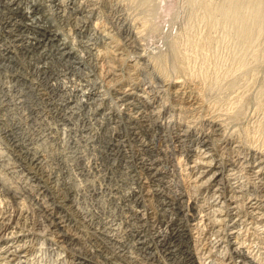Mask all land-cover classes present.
Masks as SVG:
<instances>
[{
  "label": "rangeland",
  "instance_id": "374dc122",
  "mask_svg": "<svg viewBox=\"0 0 264 264\" xmlns=\"http://www.w3.org/2000/svg\"><path fill=\"white\" fill-rule=\"evenodd\" d=\"M63 1V3L66 5L67 11L66 12H70L71 10L69 8L75 6L77 4V7L80 5H82V7H86L89 6V8H93V11H86L83 12V14H79L78 17L80 16L81 18L83 16H86L84 19L82 18L81 20H86L89 21L88 25V29H76L74 26L75 24L71 21V22H67L60 18V14H59V9L58 6L57 8L56 5H54V1L50 0L46 2L47 5V10L49 8V12L54 15L52 17L54 22H56V24L60 27H62V33L63 36L62 37H70L69 40L70 42H73V46H76V50L78 51V53L81 54L83 56V58L86 60H83V58L81 57L80 61H78L76 64H72V67L69 68V70H62V73H59L58 75V88L55 89H51L49 90L50 94H53L52 96L49 94L48 99H49V103L52 104L53 106H50L49 108H47L48 110H51V114H47L50 115L48 116V120L50 121V123L54 126L57 127V135L58 133L60 135H58L61 139L56 142L55 144L53 143V145L51 146V148L54 151H58L57 153H61L63 156V160L68 162H65L67 165H65V167H63L62 170V176H64V179L72 184L71 188L73 189L72 191H70V193L65 194V191L63 195L64 197V208L67 209L66 210V219L67 222L70 223V226L73 228H77L80 233L83 236H87L88 238H92L95 243H97L96 245L99 247V249L102 252H107V253H103L104 255H108L107 257L111 256V261L112 263H117L118 264H143V262H145L144 264H220V260H224L225 258H229L230 257V253L233 252V247L230 248V246H227L226 244H224L223 247H219L218 244H216V241L218 240L217 234L214 233L216 231H218L217 228L220 229L219 225V219L222 216H219V214L216 213L215 206L213 205L214 203V198L213 193L215 192L214 189L216 188L215 184H213V186H211V184L209 185V187H202L200 186L201 184L196 181L194 172L195 170H193L192 167V160H195V158L197 159V156L194 153V150L198 149V148H202V149H210L211 150V155L213 158L212 160H214V163L221 165L222 169H223V174L226 176L235 174L237 175L236 177H238V179L243 183L244 185V189L247 191H251L249 197H258V196H263L264 195V188L259 186H255V184L259 183L258 180H255V177L253 176V174L251 173L250 170V166H251V162H244V163H232L229 162L231 160V158L233 157V155L231 154V149L230 151L228 150L229 148H232V146H230V143L234 142L236 144H233V146L235 145H239L238 150H240V154L242 155H248V154H252V153H256L258 151V153H262V155H264V32H262V36L260 37V39H256L257 41H254V44H251V48L248 47V50L245 52V54H247L246 56L244 55L243 58H241V56L239 55L242 50H241V46H239L238 43L235 42V39L227 34L226 29L222 28L220 25L217 26V24L215 25H211L208 24L207 21H205V19L203 18V12L200 8L194 7L192 6L190 0H61ZM71 1V2H70ZM198 1H207V0H198ZM70 2V3H69ZM80 2V3H79ZM89 2V3H88ZM37 3H43V0H37ZM48 3V4H47ZM69 3V4H68ZM52 4V5H51ZM84 4V5H83ZM54 5V6H53ZM68 5V6H67ZM70 5V6H69ZM93 6V7H91ZM51 8V9H50ZM194 8V9H193ZM197 9V10H196ZM52 10V11H50ZM97 10V11H96ZM201 10V11H200ZM56 11V12H55ZM58 11V13H57ZM96 11V12H95ZM87 13V14H86ZM194 13V14H193ZM201 13V14H200ZM57 14V15H56ZM68 14V13H67ZM86 14V15H85ZM90 14V16H89ZM92 14V15H91ZM89 16V17H88ZM95 16V17H94ZM193 16V17H192ZM56 17H59L56 18ZM79 17V18H80ZM94 17V18H93ZM201 17V18H200ZM89 19V20H88ZM194 19V20H193ZM204 19V20H203ZM91 20H95V21H91ZM203 20V21H201ZM95 22V23H94ZM207 22V23H205ZM92 23V24H91ZM99 23V24H98ZM69 24V25H68ZM95 24V26H93ZM71 25V27H70ZM73 25V26H72ZM98 25V26H97ZM207 25V26H206ZM209 25V26H208ZM68 26V28L66 27ZM91 26V28H90ZM105 26V27H104ZM212 28H211V27ZM214 26V27H213ZM64 27V28H63ZM94 27V28H93ZM192 27V28H191ZM221 27V28H220ZM2 30V27H0ZM73 28V29H72ZM98 28V29H97ZM103 28V29H101ZM107 28V29H106ZM109 28V29H108ZM264 28V26L262 27ZM76 29V31H75ZM97 29V30H96ZM101 29V30H100ZM105 29V31H104ZM190 29V30H189ZM193 29V30H192ZM223 29V30H222ZM68 32H67V31ZM73 30V31H72ZM89 30V31H88ZM94 30V31H92ZM208 30V32H207ZM214 30V31H213ZM263 30V29H262ZM65 34H64V32ZM79 31V32H78ZM97 31V32H96ZM104 33H113L112 35L115 36H111L113 38V45H119V47H122L121 50H123L124 53V57L127 58V60H130L131 64H134L137 67L131 70L128 69L127 67H124L126 69H123V73H125L124 75L127 76V73H129L131 70L132 73H129L133 76V82L134 84H136L137 87V91L138 94L140 95V97L142 98V101H146L144 102L147 103L149 105V107L145 110V114L148 116L147 117V122H146V126H144L145 130H141V129H137L135 132L134 128L135 126H133L132 124H134L133 122L129 121V117L127 114H125V110H124V106L121 104V106L119 105V103H122L119 99L118 96L115 94V92L113 91V89L109 88L106 84L107 82H105V78H104V83L103 81V76L98 75L97 76V69L93 63V59L91 56H89L85 49L83 48V45L85 42H87V39H91L92 42H95L96 44H98L99 47H103L105 46V43H108L109 40L105 41V38L102 37L103 36V32ZM73 34H72V33ZM77 32V33H76ZM87 32V33H86ZM193 32V35L190 34ZM69 33V34H68ZM71 33V34H70ZM99 33V34H97ZM105 33V34H106ZM189 33V34H188ZM211 33V34H210ZM66 34H68V36H66ZM95 34V35H93ZM186 34V35H185ZM203 36H202V35ZM209 34V35H208ZM71 35V36H70ZM93 35V36H92ZM102 35V36H101ZM198 35V36H197ZM213 37H212V36ZM228 35V36H227ZM73 36V38H71ZM101 36V37H100ZM179 36V37H178ZM184 36V37H183ZM223 38H222V37ZM90 37V38H89ZM210 37L211 39H215L213 40L215 43L212 48H209L205 43L204 38ZM1 38V36H0ZM87 38V39H86ZM187 38V39H186ZM195 38V39H194ZM199 38V39H198ZM217 38V39H216ZM233 38V39H231ZM83 39V40H82ZM86 39V40H84ZM116 39V40H115ZM119 39V40H118ZM121 39V40H120ZM201 39V40H200ZM103 40V42H102ZM178 40V46H181L180 52L181 55H185L186 57H184L183 55V60L184 62L180 59V58H176L175 57V53L173 51V44L174 42H176ZM188 40V41H187ZM194 40V41H193ZM199 40V41H198ZM220 40V41H219ZM234 40V41H233ZM82 41V42H81ZM97 41V42H96ZM122 44H121V42ZM136 41V42H135ZM189 43H187V42ZM224 41V42H223ZM112 43V41H109ZM124 42H128V43H124ZM187 44H186V43ZM192 42V43H191ZM235 42V43H232ZM256 42V44H255ZM83 43V44H82ZM102 43V44H101ZM117 43V44H114ZM119 43V44H118ZM194 43V44H193ZM199 43V44H198ZM201 43V45H200ZM218 43V44H217ZM127 44V45H126ZM186 44V45H185ZM203 44V45H202ZM220 44V45H219ZM236 44V45H235ZM125 45V47H124ZM133 47H132V46ZM196 45V46H195ZM238 45V46H237ZM82 46V48H81ZM217 46V47H216ZM254 46V48H253ZM80 47V48H79ZM191 47V48H190ZM203 47V48H201ZM188 48V49H187ZM190 48V49H189ZM206 48V49H204ZM209 48V49H208ZM237 50H234L236 49ZM84 49V50H83ZM183 49V50H182ZM187 49V50H186ZM194 49V50H193ZM198 49V50H197ZM127 50V51H126ZM201 50V51H200ZM250 50V51H249ZM238 51V52H237ZM241 51V52H240ZM87 55H85L84 54ZM202 52V53H201ZM204 52V53H203ZM234 54L235 52L237 54ZM256 54H255V53ZM258 52V53H257ZM132 53V54H131ZM183 53V54H182ZM213 53V54H212ZM260 53V54H259ZM133 57L132 59L127 57L130 56ZM197 54V55H196ZM202 54V55H201ZM210 54V55H209ZM216 54V55H215ZM219 54V55H218ZM233 56H232V55ZM199 55V56H198ZM209 55V57H208ZM219 57H218V56ZM231 55V56H230ZM238 55V56H236ZM254 55H258L257 58ZM137 56V57H136ZM188 56V57H187ZM203 56V57H202ZM207 56V57H206ZM253 56V57H252ZM206 57V58H205ZM230 57V58H229ZM237 57H239V61L237 60ZM250 57V58H248ZM205 58V59H204ZM218 58V59H217ZM233 58V59H232ZM241 58V59H240ZM247 60H246V59ZM254 58V59H253ZM256 58V59H255ZM135 59V60H134ZM193 59V60H192ZM243 59V60H242ZM249 59V60H248ZM196 60V61H195ZM221 60V61H220ZM242 60V61H241ZM246 60V62H245ZM135 61V62H134ZM137 61V62H136ZM179 61V62H178ZM199 61V62H198ZM224 61V62H223ZM182 62V63H181ZM191 62V63H190ZM243 62H245L243 64ZM183 64L184 66H187L186 68L188 69L187 71L191 72L189 73L190 75H188V73L186 71L180 72L179 69L175 70L177 66H180V64ZM188 63V64H187ZM209 66H208V64ZM218 65H217V64ZM230 63V64H229ZM249 63V64H248ZM84 64V65H83ZM138 64V65H137ZM178 64V65H177ZM213 64V65H212ZM243 64V65H242ZM163 65V66H162ZM177 65V66H176ZM190 65V66H189ZM193 65V66H191ZM240 65V66H238ZM245 65V66H244ZM212 66V67H210ZM218 66L220 67L218 69ZM237 66V67H236ZM95 67V68H94ZM162 67H165V74H163L164 76L167 77L168 81H166L167 79L163 80V75L161 74L162 72L160 71L162 69ZM189 67V68H188ZM201 67V68H200ZM209 67V68H208ZM214 67V68H213ZM240 67V68H239ZM244 67V68H243ZM158 68H160L158 70ZM198 68V69H196ZM236 68V69H235ZM138 69V70H137ZM191 69V70H190ZM200 69V71H199ZM202 69V71H201ZM242 69V70H241ZM210 70V71H208ZM127 71V72H126ZM158 71V73H157ZM177 71V72H176ZM206 71V72H204ZM215 71V72H213ZM138 72V74H136ZM161 72V73H159ZM182 74H180V73ZM200 72V73H199ZM220 72V73H219ZM99 73V71H98ZM169 73V76H167ZM205 73V74H204ZM213 75H212V74ZM65 74V75H64ZM100 74V73H99ZM200 74V75H199ZM208 74V75H207ZM136 75V77H135ZM160 75L161 78H160ZM180 75H183L180 76ZM187 75V76H186ZM191 75H194V77L192 76L190 78ZM195 75H197L195 77ZM62 76V77H60ZM63 76L65 77L63 79ZM101 76V77H100ZM139 76V77H138ZM209 78H208V77ZM220 76V77H219ZM159 77V78H158ZM189 78L187 80V78ZM199 77V78H198ZM203 77V78H201ZM135 78V79H134ZM138 80H137V79ZM170 78V79H169ZM172 78V79H171ZM180 78V79H179ZM192 78L195 79V81L198 79H200L197 83L198 86L201 90V94L203 93V98L206 96V98H202L203 102L202 105H200V107H198L197 109H193L190 110L187 109L184 105L180 104V101L178 100V98L174 95L175 91L173 89H175L174 85L172 84L174 81H179V82H183V84L185 85L186 83H188V81H190ZM217 78V80H215ZM72 79V80H71ZM75 79V80H74ZM140 79V80H139ZM179 79V80H178ZM184 79V80H183ZM72 81L70 83V81ZM102 80V81H101ZM62 81V82H61ZM67 81V82H66ZM138 83H137V82ZM164 81V82H163ZM171 84H170V82ZM185 81V83H184ZM201 81V82H200ZM206 81V82H205ZM61 82V83H60ZM136 82V83H135ZM167 83L163 84V83ZM169 82V83H168ZM204 82V83H203ZM60 83V84H59ZM63 83V84H62ZM69 84L70 88L68 87L67 84ZM72 83H75L76 85H73ZM82 83V84H79ZM84 83V84H83ZM125 84H127V80L124 81ZM211 83V84H210ZM105 84V85H104ZM137 84L139 86H137ZM141 84V85H140ZM146 84V85H145ZM182 84V83H181ZM203 84V86H202ZM67 85V86H66ZM79 85V86H77ZM104 85V86H103ZM162 87H161V86ZM211 85V87H210ZM76 86V87H75ZM82 86V87H81ZM161 88H160V87ZM202 86V87H201ZM60 87V88H59ZM68 87V88H67ZM75 90H73L72 89ZM79 87V88H77ZM109 89H108V88ZM168 87V88H167ZM173 87V88H172ZM62 88V89H61ZM76 88V89H75ZM84 88V89H83ZM140 88V89H139ZM144 88V90H143ZM163 88V89H162ZM204 88V89H203ZM206 88V89H205ZM208 88V89H207ZM55 89V90H54ZM59 89V90H58ZM64 89V90H63ZM142 89V90H141ZM146 89V90H145ZM158 89V90H157ZM166 89V90H165ZM168 89V90H167ZM172 89V90H171ZM57 90V91H56ZM72 90V91H71ZM78 90V91H77ZM84 90V91H83ZM109 90V91H108ZM163 90V92H162ZM53 91V92H52ZM66 91V92H65ZM70 91V92H69ZM100 91V92H99ZM159 91V92H158ZM161 91V92H160ZM166 91V92H165ZM63 92V94H62ZM65 92V94H64ZM84 92V94H83ZM86 92V93H85ZM87 92L90 93H97L96 95L93 96H89ZM114 92V93H113ZM159 94H158V93ZM61 93V94H60ZM141 93V94H140ZM174 93V94H173ZM66 94L69 97V105L66 107H63L62 104H60L61 102H63V100L66 98ZM69 94V95H68ZM102 97H105L102 99V97H99V95ZM156 94V95H155ZM57 95V96H56ZM63 95V96H62ZM65 95V96H64ZM74 95V96H73ZM98 95V96H97ZM166 95V97H165ZM168 95V96H167ZM205 95V96H204ZM51 96V97H50ZM86 96V97H85ZM117 96V97H116ZM164 96V97H163ZM54 97V98H53ZM56 97V98H55ZM64 97V99H63ZM116 97V98H115ZM157 99H156V98ZM159 97H161L159 99ZM163 97V98H162ZM168 97V98H167ZM73 100H72V99ZM97 98V99H96ZM115 98V99H114ZM153 98V99H152ZM175 98V99H174ZM54 99H58V101L54 100ZM59 99L61 100L59 102ZM88 99V100H87ZM93 99V102H95L93 104V102H91ZM99 99V100H98ZM156 99V100H155ZM206 99V100H205ZM84 100V101H83ZM95 100V101H94ZM153 100V101H152ZM171 100V101H169ZM175 100V101H174ZM88 101V102H87ZM100 101V102H99ZM107 103H106V102ZM119 103H118V102ZM152 103H151V102ZM161 101V104H160ZM177 101V102H176ZM207 101V102H206ZM58 102V103H57ZM87 102V103H85ZM109 102V103H108ZM150 104H149V103ZM163 102V103H162ZM56 105H55V104ZM80 103V104H78ZM90 105H89V104ZM92 103V105H91ZM99 104V108L102 111H105V108H109L112 107L114 109V111L116 112L117 116L115 118V121L113 122L115 124V127L113 123L107 121V120H102L103 124H99L100 122L96 121L94 118L92 119V117L90 116V112L94 109V107H96ZM102 105H101V104ZM104 103V104H103ZM172 103V104H171ZM177 105H176V104ZM205 103V105L203 104ZM209 103V104H208ZM76 104V105H75ZM87 104V105H86ZM113 106H112V105ZM158 104V105H156ZM182 110H181V106ZM60 105V106H59ZM72 109L71 110V106ZM79 107H78V106ZM117 105V106H116ZM160 105V106H159ZM162 105L164 106V108H168V109H164L162 107ZM167 105V106H165ZM58 106V108H56ZM83 106V107H82ZM102 106V107H101ZM108 106V107H106ZM123 106V109H122ZM157 106V107H155ZM179 108H178V107ZM205 106V107H204ZM210 106V107H209ZM213 106V107H212ZM215 106V107H214ZM54 107V108H52ZM85 107V108H84ZM88 107V108H87ZM92 107V108H89ZM120 107V108H119ZM155 107V108H154ZM177 109H176V108ZM204 107V108H202ZM66 108V109H65ZM81 110H80V109ZM158 108V109H157ZM163 110H162V109ZM187 110H186V109ZM205 108L206 111L205 112ZM209 108H212V111ZM215 108V109H214ZM62 109V110H61ZM70 109V111H69ZM77 111L80 110V111ZM88 111H87V110ZM104 109V110H103ZM119 109V110H117ZM153 109V110H152ZM172 109V111H171ZM175 109V110H174ZM179 109V110H178ZM184 109V110H183ZM203 109V110H202ZM222 109V110H221ZM230 109V110H228ZM65 110V111H64ZM68 110V111H67ZM75 110V111H74ZM150 110V111H149ZM196 110V111H195ZM199 110V111H198ZM210 110V111H208ZM217 110V111H216ZM228 110V111H227ZM58 111V112H56ZM67 111V112H66ZM74 111V112H72ZM87 111V112H86ZM150 112V114L148 112ZM153 111V112H152ZM162 111V112H161ZM165 111V112H164ZM203 111V113H201ZM223 111V112H222ZM230 111V112H229ZM71 112V113H70ZM85 112V113H84ZM158 112V113H156ZM163 114H161V113ZM216 112V114H215ZM226 112V113H225ZM63 113V114H62ZM65 113V114H64ZM70 115H69V114ZM118 113L120 114V116L118 115ZM148 113V114H147ZM153 113V114H152ZM156 113V115L154 114ZM197 113V114H196ZM207 113L209 115H213V116H209L207 118ZM225 113V114H224ZM58 114L59 115H65L64 120L59 121L58 119ZM67 114V115H66ZM81 114V115H80ZM219 114V116H218ZM73 115V116H71ZM84 117H83V116ZM89 115V116H88ZM153 115V116H151ZM160 115V116H159ZM206 115V116H204ZM221 115H223V117H221ZM70 116V117H69ZM82 116V117H81ZM124 116V117H123ZM126 116V117H125ZM158 116V117H156ZM215 116V117H214ZM53 117V118H52ZM80 117V118H78ZM85 117H87L88 119H86ZM91 117V118H89ZM99 119H101V115L98 116ZM97 117V118H98ZM123 117V118H122ZM150 117V118H149ZM204 118L203 120H201V118ZM210 117V118H209ZM219 117V120H218ZM58 118V119H57ZM67 118V119H66ZM70 118V119H69ZM152 118V119H151ZM162 118V119H161ZM206 118V119H205ZM226 118V120H225ZM69 119V120H68ZM74 119V121H73ZM91 119V121H90ZM117 119V121H116ZM122 121H121V120ZM157 120L156 122L154 120ZM164 119V120H163ZM211 119L215 120L216 122V126H213V124L211 123ZM72 120V121H71ZM86 120V123H85ZM88 120V121H87ZM126 120V121H125ZM63 121V122H62ZM68 121V123L66 122ZM82 121V122H81ZM94 121V122H92ZM107 121V122H106ZM120 121V122H119ZM124 121V122H123ZM181 121V122H180ZM207 121V122H206ZM210 121V122H209ZM223 121V122H222ZM71 122V124H70ZM98 122V123H97ZM122 122V123H121ZM149 122V124H148ZM160 122V123H159ZM181 124H180V123ZM212 126H210L209 124ZM226 122L225 124H222ZM54 123V124H53ZM75 123V124H74ZM93 124L94 127H92L90 124ZM118 123H120L119 125H117ZM128 125H126V124ZM158 123V124H157ZM179 125H178V124ZM183 123V124H182ZM61 124V125H60ZM63 124V125H62ZM84 124V126H83ZM98 124V125H97ZM148 124V125H147ZM152 124V125H151ZM219 124V125H218ZM57 125V126H56ZM60 125V126H59ZM69 125V126H68ZM75 125V126H74ZM88 125V126H87ZM107 125V126H106ZM112 125V129L110 126ZM124 125V126H123ZM223 125V126H221ZM63 126V127H62ZM68 126V127H66ZM71 126V128H70ZM100 126H102V130L100 128ZM109 126V127H108ZM125 126H127L126 128H124ZM151 126V127H150ZM154 126V127H153ZM193 126V127H191ZM207 126V127H206ZM208 126H210V131L208 132ZM219 126V127H218ZM59 127V128H58ZM73 127V128H72ZM88 127V128H86ZM90 127V128H89ZM92 127V128H91ZM96 127V128H95ZM115 127V128H114ZM61 128V129H60ZM69 128V129H68ZM85 128V130H84ZM117 128V130H116ZM129 128V129H128ZM179 128V129H178ZM185 128V130L183 129ZM193 128V129H191ZM216 128V129H215ZM67 129V131L64 132V130ZM94 131H92V130ZM100 129V131H99ZM109 130L110 132H106ZM119 129V130H118ZM125 129V130H124ZM128 129V130H127ZM182 129V130H181ZM188 129V130H187ZM197 129V131H196ZM203 129V130H202ZM205 129V130H204ZM74 130V131H73ZM105 130V131H104ZM121 130V131H120ZM131 130V132H130ZM133 130V131H132ZM150 132H149V131ZM191 130V131H190ZM205 131L204 133L202 131ZM215 130V131H214ZM59 131V132H58ZM98 131V132H97ZM139 131V132H138ZM145 131V132H143ZM159 131V132H158ZM179 131V132H178ZM187 131V135L185 134V132ZM190 131V132H189ZM194 131V132H193ZM196 131V132H195ZM65 135H64V133ZM86 132V133H85ZM90 132V133H89ZM94 134H91V133ZM101 134H100V133ZM121 132V133H120ZM130 132V133H129ZM141 132V133H140ZM156 134H155V133ZM174 132V133H173ZM178 132V133H176ZM184 134H182V133ZM0 145L2 146H8L10 148V150L13 152V155H22L21 157L25 158L26 154H22L20 153L18 147L16 146V143L14 144V141L11 139V135L7 134V133H3L0 130ZM63 133V135L61 134ZM103 133V134H102ZM112 133H116L115 134V139L119 140V143L122 142L124 143L121 146V152L120 154H116L117 152H115L114 154H112L113 152H111L109 150V147L107 145H109V142L111 141V136L114 134ZM136 133V134H135ZM202 133V135H200ZM209 135H208V134ZM67 134V135H66ZM84 134L85 137H82ZM85 134H89V135H85ZM98 134V135H97ZM171 134V135H170ZM175 134V135H174ZM180 134V135H179ZM191 134V135H190ZM199 134V135H198ZM211 134V135H210ZM233 134V135H231ZM4 135V136H2ZM7 135V136H6ZM94 135V136H93ZM97 135V136H96ZM100 135V136H99ZM106 135V136H105ZM132 135V136H131ZM157 135V136H156ZM174 135V136H173ZM179 135V136H178ZM181 135H184L183 137H181ZM206 136V140H208V147L205 144L202 147V144L204 143L202 140V136ZM10 136V138H9ZM66 138H65V137ZM92 136V137H91ZM120 136V137H119ZM130 136V138H129ZM135 136V137H133ZM140 136V137H138ZM170 136H172V138L170 139ZM4 137V139H3ZM88 137V138H87ZM90 137V138H89ZM105 139H104V138ZM107 137V138H106ZM145 137V138H143ZM175 137V138H174ZM181 137V138H178ZM184 137H186V140H184ZM8 138V139H7ZM64 138V140L62 141V139ZM84 138V139H83ZM86 138V139H85ZM122 138V139H121ZM126 138V139H123ZM138 138V139H136ZM143 138V139H142ZM150 138V139H149ZM154 138V139H153ZM192 138V139H191ZM210 138L212 139L210 140ZM3 139L4 142L7 144L5 145V143H3ZM94 139V141L92 140ZM97 141H96V140ZM133 139V140H132ZM136 139V140H135ZM157 139V140H156ZM170 139V140H169ZM182 139V140H181ZM196 139V140H195ZM201 139V140H200ZM237 139V140H235ZM90 142L88 143L87 141ZM141 140V141H140ZM148 140V142H147ZM152 140V141H151ZM181 140V141H180ZM210 140V141H209ZM235 140V141H234ZM9 141V142H8ZM13 141V142H12ZM135 141V142H134ZM139 143H138V142ZM152 143L153 146H155L153 149H149V148H145L143 145L144 143ZM168 141V142H167ZM173 141V142H172ZM179 141V142H178ZM197 141V142H196ZM225 141V142H224ZM240 141V142H239ZM60 142V143H59ZM131 142V143H130ZM133 142V144H132ZM143 142V145H142ZM185 144H184V143ZM58 143V144H57ZM64 143V144H63ZM106 143V145H105ZM130 143V144H129ZM141 143V144H140ZM150 143V144H151ZM170 143V144H169ZM179 145H178V144ZM194 143V144H193ZM199 143V144H198ZM226 143V144H225ZM242 143V144H241ZM10 144V145H9ZM13 144L15 145V147L13 146ZM59 144H63V146L59 145ZM126 144V145H125ZM241 144V145H240ZM12 145V147H11ZM55 145V147H54ZM105 145V146H104ZM136 145V146H135ZM139 145V146H138ZM184 145L186 147H184ZM188 145V146H187ZM245 145V146H244ZM59 146V147H58ZM124 146V147H123ZM129 146V147H128ZM169 146V147H168ZM194 146V147H192ZM57 147V149H56ZM61 147V148H60ZM65 147V148H64ZM108 147V148H107ZM138 147V148H137ZM182 147V148H181ZM205 147V148H204ZM212 149H211V148ZM245 147V149H244ZM251 147V148H250ZM13 148L15 150H13ZM105 148V149H104ZM107 148V149H106ZM129 148V149H128ZM142 148V149H141ZM190 150H189V149ZM194 148V149H193ZM242 148V149H241ZM259 148V149H258ZM18 149V150H17ZM62 149V150H61ZM66 152H65V150ZM126 149V150H125ZM131 149V150H130ZM188 149V150H187ZM254 149V150H253ZM261 149V150H260ZM59 150L61 152H59ZM107 150V151H106ZM125 152H124V151ZM145 150V151H144ZM147 150V151H146ZM152 150V151H151ZM159 150V151H158ZM182 150V151H180ZM242 150V151H241ZM106 153H105V152ZM132 151V152H130ZM135 151V152H134ZM137 151V152H136ZM155 151V152H154ZM158 151V152H157ZM250 151H252L250 153ZM260 151V152H259ZM262 151V152H261ZM17 152V153H16ZM148 152V153H147ZM184 152H186L184 154ZM244 152V153H243ZM16 153V154H15ZM19 153V154H18ZM66 153V155H65ZM69 153V154H67ZM135 154V156L133 154ZM154 153V154H153ZM176 153V154H175ZM181 153V154H180ZM192 153V154H191ZM109 154V155H108ZM137 154V155H136ZM139 154V155H138ZM147 154V155H146ZM157 154V155H156ZM180 156H179V155ZM231 154V155H230ZM12 155V157H13ZM24 155V156H23ZM119 155V156H118ZM124 155V156H123ZM127 155V156H126ZM178 155V156H177ZM192 155V156H191ZM107 156V157H106ZM109 156V157H108ZM112 156V157H111ZM133 156V157H132ZM145 156V158H144ZM182 156V157H181ZM188 156V157H187ZM68 157V158H67ZM105 157V158H104ZM118 157V158H117ZM147 157V158H146ZM169 157V158H168ZM173 157V159H172ZM190 157V158H189ZM23 158V159H24ZM70 158V159H69ZM113 158V159H112ZM117 158V159H115ZM133 158V159H132ZM149 158V160H148ZM155 158V159H154ZM166 158V159H165ZM183 158V159H182ZM185 158V159H184ZM217 158V159H215ZM126 159V160H125ZM131 160V161H127V160ZM143 159H145L143 161ZM157 159V164L155 167L159 169L160 172L157 176H153L151 173L152 171H150L148 169L147 165H144V162L146 163H150V162H156ZM170 161H168V160ZM180 159V160H179ZM182 159V160H181ZM25 160V159H24ZM28 161V158L26 159ZM98 164H97V162ZM117 162H115V161ZM120 160V161H119ZM154 160V161H153ZM159 160V161H158ZM163 160V161H162ZM167 160V161H166ZM173 160V161H172ZM191 160V161H190ZM70 161V162H69ZM114 161V163H113ZM123 163H122V162ZM165 161V163H164ZM175 161V163H174ZM180 161V163H179ZM96 162V163H95ZM172 162V163H171ZM187 162V163H186ZM226 162V163H225ZM109 163V164H108ZM112 163V164H111ZM116 163V164H115ZM134 163V164H133ZM171 166H168L170 165ZM189 163V164H188ZM228 163V164H227ZM91 164V165H90ZM142 166H141V165ZM180 164V165H179ZM226 164V167H224ZM72 165V166H71ZM90 165V166H89ZM96 167L94 168L93 167ZM108 165H111V168L108 167ZM119 165V166H118ZM139 165V166H138ZM144 165V167H143ZM174 165V166H173ZM186 165V166H185ZM189 165V166H188ZM191 165V166H190ZM246 165V166H245ZM248 165V166H247ZM98 166V167H97ZM104 166V167H103ZM121 166V167H120ZM183 166V167H182ZM228 166V167H227ZM72 167V168H71ZM88 167V168H87ZM101 167H103V169H100ZM147 167V170L146 168ZM172 167V169H171ZM181 167V168H180ZM231 167V168H230ZM234 169H233V168ZM65 168V169H64ZM67 168V169H66ZM84 168V169H83ZM87 168V169H86ZM91 168V169H90ZM100 170H99V169ZM134 168V169H133ZM138 168V169H137ZM143 168V169H142ZM161 168V169H160ZM167 168V170L165 169ZM183 168V169H182ZM187 168V169H186ZM230 170V174H229V170ZM70 169V170H69ZM90 169V170H89ZM131 169V171H130ZM165 169V170H164ZM170 169V170H169ZM181 169V170H180ZM94 170V171H93ZM105 170V171H104ZM108 170V171H107ZM124 170V171H123ZM130 172H129V171ZM141 170V171H140ZM149 170V171H148ZM175 170V171H174ZM186 172H185V171ZM235 170V173H234ZM66 171V172H65ZM68 171V172H67ZM138 171V172H137ZM140 171V173H139ZM167 171V172H166ZM170 171V172H169ZM237 171V172H236ZM70 172V173H69ZM72 172V174H71ZM84 172V173H83ZM87 172V173H86ZM90 172V173H89ZM107 172V173H106ZM136 172V173H135ZM148 172V173H147ZM240 172V173H239ZM246 172V173H245ZM247 172H250L247 173ZM103 173V174H102ZM126 173V174H125ZM135 173V174H134ZM162 173V174H161ZM164 173V174H163ZM243 173V174H242ZM107 174V176H106ZM114 174V175H113ZM121 174H123L121 176ZM137 174V175H136ZM140 174V175H139ZM142 174V175H141ZM182 174V175H181ZM190 174V175H189ZM238 174L240 176H238ZM242 174V175H241ZM112 175L114 177H112ZM129 175V176H128ZM131 175V176H130ZM144 175V176H143ZM148 175V176H147ZM150 175V176H149ZM152 175V176H151ZM190 177H187V176ZM68 176V177H67ZM105 176V178H104ZM121 176V177H120ZM168 176V178H167ZM170 176V177H169ZM226 176V177H227ZM242 176V177H241ZM248 178H247V177ZM103 177V178H102ZM119 177L121 179H119ZM129 177V178H128ZM136 177V178H135ZM152 177V178H150ZM155 177V179H154ZM158 177V178H157ZM244 177V178H243ZM124 178V180H123ZM145 178V179H144ZM150 178V180H149ZM163 180H162V179ZM191 178V180H190ZM241 178V179H240ZM254 178V179H252ZM74 179V180H73ZM105 179V180H103ZM132 179V180H131ZM152 179V180H151ZM159 179V180H158ZM165 179H167L165 181ZM195 179V181L193 182V180ZM225 178H223L222 180H224ZM71 180V181H70ZM123 180V181H122ZM136 180V182H135ZM138 180V181H137ZM171 180V181H170ZM190 180V181H189ZM131 181V183H130ZM140 181V182H139ZM161 181V182H160ZM236 180H233L232 183H235ZM246 181V182H245ZM251 181V183H250ZM106 182V184L104 183ZM121 182V183H120ZM123 182V183H122ZM143 182H148L150 183L149 185L151 186L150 188L153 189L154 191V196L152 194L150 201H146L144 202V198H139L137 200H130L129 203V207L127 208L129 211V213H127V216L125 214V212L123 210H125V206H123V202L121 201V192H123L127 187H136L137 190H141L139 189L140 186H142ZM158 182V184H157ZM163 182V183H162ZM166 182V183H164ZM170 182V185L168 184ZM190 182V183H189ZM253 182V183H252ZM255 182V183H254ZM76 183V185H74ZM115 185H114V184ZM193 183V184H192ZM197 186H195V184ZM199 183V185H198ZM110 184V185H108ZM136 184V185H135ZM140 186H139V185ZM153 184V186H152ZM161 184V185H160ZM167 184V186H166ZM111 185L113 187H111ZM118 185V186H117ZM127 185V186H126ZM160 185V186H159ZM169 185V186H168ZM186 185V186H185ZM189 185V186H188ZM250 185V186H248ZM74 186V187H73ZM106 186L107 190H106ZM185 186V187H184ZM194 186L196 188H194ZM200 186V188L198 187ZM247 186V188H245ZM253 186H255L257 188V191L254 193L253 191ZM76 187V188H75ZM103 187V188H102ZM105 187V188H104ZM109 187L111 189H109ZM117 187V188H114ZM156 189H155V188ZM168 187V188H167ZM190 187V188H189ZM202 187V188H201ZM206 187V188H205ZM252 187V188H251ZM114 188V189H113ZM123 188V189H122ZM135 188V189H136ZM189 188V189H187ZM209 188V189H207ZM262 188V189H261ZM122 189V190H120ZM159 189V190H157ZM196 189V190H195ZM200 189L201 192H199ZM212 189V190H211ZM252 189V190H251ZM76 190V191H75ZM110 190V191H109ZM120 192H119V191ZM163 190V191H162ZM193 190V192H192ZM206 190V191H205ZM216 190V189H215ZM112 191V192H111ZM116 191V192H115ZM118 191V192H117ZM169 191V193H168ZM204 191V192H203ZM74 192V193H73ZM165 192V193H164ZM171 192V193H170ZM182 196H181V194ZM188 192V193H187ZM192 192V193H191ZM195 192V194H194ZM262 192V193H261ZM108 193V194H107ZM111 193V194H110ZM115 193V194H114ZM158 193V194H157ZM190 193V195H189ZM202 193V194H201ZM212 193V194H211ZM253 193V194H251ZM74 194V195H73ZM107 194V195H106ZM161 194V196H160ZM165 194V195H164ZM176 196H175V195ZM179 194V195H178ZM194 194V195H193ZM3 195V196H2ZM69 195V196H68ZM72 195V196H71ZM111 195V196H110ZM114 195V196H113ZM118 195V196H117ZM169 196V199H172L175 203V208H179L180 205H182V208H187L184 209L183 214H179L177 215L176 210L173 208H166L165 206L162 205V201H164V196ZM256 195V196H255ZM110 196V197H109ZM172 196V197H171ZM206 196V198L204 199V197ZM67 197V198H66ZM117 197V199H116ZM153 197V199H152ZM159 197V198H157ZM175 197V198H174ZM185 197V198H184ZM187 197V198H186ZM200 197V198H199ZM66 198V199H65ZM72 198V199H71ZM161 200L160 201H158ZM192 198V199H191ZM211 198V199H210ZM0 211H2V215L3 216H8V215H14V219L11 221L12 225L15 227L14 230H18L17 233L22 234L24 236V239L26 243L19 242V244H23L26 245L28 248V253L26 254L25 257H22L19 262V260H15L13 261L12 264H54L55 260L54 259H59V260H63V262H61L62 264H73V259L77 258V255H79V250H77L76 252H72V250H70L68 248V245L64 247L65 244H59L55 242V238H54V234L53 231H51V229L49 228V226L47 225L48 223L45 221L46 219L41 218V215L33 210L35 205H31L33 203H31V201H28L29 199H27L25 202L26 205L24 204V208H23V212H22V216L19 215L18 213V208L16 209V205L15 203H13L9 198H5V195L3 194V192L0 190ZM6 199L7 202L4 200ZM71 199V200H70ZM112 199V201H111ZM115 199V200H113ZM142 199V200H141ZM167 199V201L169 200ZM177 201H176V200ZM187 199V202H186ZM191 199V200H190ZM207 199V200H206ZM180 200V201H179ZM182 200V201H181ZM185 200V201H183ZM190 200V203L189 201ZM206 200V201H203ZM213 200V201H212ZM10 201V202H9ZM121 201V202H120ZM135 201H136V205H135ZM138 201V202H137ZM155 203L153 204V202ZM202 201V202H201ZM213 203H211V202ZM231 201V199L229 200V202ZM30 202V203H29ZM134 202V203H133ZM144 202V206L142 205ZM152 202V203H150ZM180 204H179V203ZM185 202V203H184ZM205 202V203H204ZM207 202V203H206ZM6 205H5V204ZM10 203V204H9ZM66 203V204H65ZM119 203V204H117ZM139 203V204H137ZM196 203V204H195ZM199 203V204H198ZM211 203V204H209ZM2 204V205H1ZM30 204V205H28ZM72 206H71V205ZM114 204V205H113ZM148 204V205H147ZM179 204V205H178ZM185 204V205H184ZM201 204V205H200ZM204 204V205H203ZM208 204L207 207H205ZM12 207H11V206ZM14 205V206H13ZM31 209V211H33L32 213L30 212V209H28V207ZM132 205V206H131ZM142 205V206H141ZM155 205V206H154ZM3 206V207H2ZM33 206V207H32ZM74 206V207H73ZM118 206V207H117ZM160 206H161V210H160ZM178 206V207H177ZM188 206V207H187ZM191 206V207H190ZM197 206V207H196ZM210 206V207H209ZM73 209H72V208ZM124 207V209L122 208ZM136 207V208H135ZM142 207V209H141ZM149 207V208H148ZM159 207V209H157ZM214 209H213V208ZM3 208V209H2ZM7 208V209H6ZM130 208V209H129ZM137 209L136 212L133 209ZM140 208V210H138ZM145 208V209H144ZM165 208V209H164ZM207 208V209H206ZM11 209V210H10ZM13 209V210H12ZM147 209V210H146ZM149 209V210H148ZM168 209V210H166ZM172 209V210H171ZM205 209V210H204ZM209 209V210H208ZM213 212H212V210ZM4 210V211H3ZM72 211L70 213H72V215L69 213V211ZM121 210V212H120ZM146 210V211H145ZM175 210V211H174ZM186 210V211H185ZM204 210V211H202ZM11 212L10 214H8L7 212ZM13 211V212H12ZM16 211V212H15ZM134 211V212H133ZM138 211V212H137ZM152 211V212H150ZM163 211V212H162ZM167 212V216L166 213ZM173 213H172V212ZM199 213H198V212ZM203 214H202V212ZM6 212V213H5ZM27 212V213H26ZM125 214H123V213ZM131 212V213H130ZM145 212V213H144ZM161 212V213H160ZM206 212V213H204ZM13 213V214H12ZM37 213L39 214V216L37 215ZM69 213V214H68ZM144 213V214H142ZM157 213V214H156ZM165 213V215H164ZM176 213V214H175ZM210 213V214H208ZM8 214V215H7ZM25 214H27L25 216ZM130 214V215H129ZM138 214V216L136 215ZM142 214V216L145 217L143 218L142 216H140ZM154 214V215H153ZM156 214V215H155ZM171 214V215H170ZM188 214V215H187ZM200 214H202L201 217ZM206 214V215H204ZM213 214V215H211ZM18 215L21 217H18ZM31 215V216H30ZM33 215V216H32ZM37 215V216H36ZM120 215V216H118ZM122 215V216H121ZM170 215V216H169ZM173 215V216H172ZM174 215H177L174 216ZM187 215V216H186ZM211 215V216H210ZM126 216V217H125ZM150 218H148V217ZM193 216V217H192ZM214 216V217H212ZM219 218H218V217ZM16 217V218H15ZM28 217V218H27ZM30 217V218H29ZM36 217V218H35ZM39 219H38V218ZM74 217V218H72ZM125 217V218H124ZM134 219H133V218ZM142 217V218H141ZM160 217V218H159ZM175 217V218H173ZM189 217V218H188ZM190 217H192L193 219H191ZM206 217V219H205ZM210 217V219H208ZM217 217V219H216ZM42 220H41V219ZM120 218V219H119ZM130 218V219H129ZM155 218V220H154ZM183 218V221L182 219ZM187 218V219H186ZM200 218V219H199ZM212 218V219H211ZM213 218L215 220H213ZM225 218V217H223ZM16 219V220H15ZM18 219V220H17ZM20 219V220H19ZM24 222H23V220ZM32 219V220H31ZM132 219V220H131ZM137 219V220H136ZM153 219V221H152ZM177 219H181V221L185 224V225H189V228L191 227V236L192 240H184L187 241L186 244L182 243V247L181 246H176V248L173 249H168L167 247H165L166 242L162 241L163 238H159V240H153V236L152 234H150L151 232H155L159 230L158 233L161 234H165V233H170L169 228V224H171L174 220ZM38 220V221H37ZM71 220V221H70ZM120 220H123L122 223ZM151 220V221H150ZM160 222H159V221ZM165 220V221H164ZM189 220V221H188ZM202 222L201 223H199ZM16 221V222H15ZM20 221V222H19ZM28 221V222H27ZM33 221L36 222V224H33ZM75 221V222H74ZM80 221V222H79ZM125 221V222H124ZM146 221V222H145ZM164 221V223L162 222ZM168 221V223L166 222ZM191 221V222H190ZM197 221V222H196ZM208 221V222H207ZM215 221L218 223H215ZM14 222V223H13ZM27 224H24L25 223ZM40 222V224H39ZM158 223L156 224V228L154 230H151L153 228L149 227L151 226L152 223ZM166 222V224H165ZM196 222V223H195ZM257 222V226H259L260 224H258ZM17 223V224H15ZM22 223V224H21ZM68 223V224H69ZM80 223V224H79ZM133 223V224H132ZM147 223V224H146ZM149 223V224H148ZM205 223V224H204ZM231 223V221H228L227 224L229 225ZM15 224V225H14ZM82 226H79V225ZM84 224V225H83ZM135 224V225H134ZM140 224V225H139ZM143 224V225H142ZM164 224V225H163ZM198 224V225H197ZM200 224V225H199ZM212 224V225H211ZM216 224V225H215ZM19 225V226H18ZM35 225V226H34ZM42 225V226H41ZM74 225V226H73ZM100 225V227H99ZM109 227H108V226ZM132 227H131V226ZM169 225V226H166ZM191 225V226H190ZM207 225V226H206ZM209 225V226H208ZM215 225V226H214ZM249 225V226H248ZM246 227H244L246 230L248 229V227L253 226V224H248ZM24 226V227H23ZM34 226V230L33 229ZM40 226V227H39ZM47 226V227H46ZM76 226V227H75ZM118 226V227H117ZM120 226V227H119ZM127 228H126V227ZM137 226V227H136ZM166 226V227H164ZM204 226V227H203ZM261 226V225H260ZM259 226V227H260ZM21 227V228H20ZM26 227V228H25ZM37 227V228H36ZM39 227V228H38ZM44 227V228H43ZM99 227V228H98ZM114 227V228H113ZM141 227V228H140ZM164 227V228H163ZM196 227V228H195ZM209 227V228H208ZM226 226H224L225 228ZM243 227V226H242ZM258 227V229H259ZM23 228V229H22ZM43 228V229H42ZM84 228L87 231H84ZM102 228V229H101ZM106 228V230H105ZM113 228V229H112ZM119 228V229H118ZM126 228V230H125ZM131 228V229H129ZM159 228V229H158ZM166 228V229H165ZM188 228V229H189ZM193 228V229H192ZM198 228V229H197ZM206 228V229H205ZM227 228V227H226ZM243 228V230H244ZM40 229V230H39ZM49 229V230H48ZM83 229V230H82ZM108 229V230H107ZM135 229H140L139 231L142 233V235L144 234V236L147 235V237L151 240V245L152 248L149 249H144L138 245L136 239V236L134 234H136V232H133ZM147 229V230H145ZM161 229V230H160ZM164 229V230H163ZM195 229V230H194ZM209 229V230H208ZM212 229V230H211ZM23 230V231H22ZM35 232H33V231ZM39 230V231H38ZM46 230V231H45ZM94 232H93V231ZM111 230V231H110ZM114 230V231H113ZM116 230V231H115ZM119 230V231H118ZM124 230V231H123ZM167 230V232H166ZM208 230V231H207ZM227 230V231H225ZM222 233H225V235L227 236V234L229 233V227L227 229H225ZM244 230V232L246 231ZM21 231V232H19ZM38 231V232H37ZM44 233H43V232ZM96 231V232H95ZM104 231V232H103ZM113 231V232H112ZM130 231L132 233H130ZM151 231V232H150ZM161 231V232H160ZM196 231V232H194ZM201 231V232H200ZM205 231V232H204ZM210 231V232H209ZM214 231V232H213ZM32 232V233H31ZM47 232V233H45ZM102 232V233H101ZM106 232V233H105ZM109 232V233H108ZM121 232V233H120ZM124 232V233H122ZM144 232V233H143ZM149 232V233H148ZM204 232V233H203ZM212 232V233H211ZM38 233V234H37ZM41 233V234H39ZM49 233V234H48ZM94 233V235H93ZM96 233V234H95ZM98 233V234H97ZM101 233V234H100ZM111 233H113V236ZM119 233V234H118ZM148 233V234H147ZM254 233V230H250V232H248V236L246 237L247 243H252L254 246L259 242V238H257L258 236H256ZM27 234V235H26ZM33 234V235H32ZM91 234V235H90ZM111 234V235H110ZM129 234V235H128ZM197 234V236L195 237V235ZM200 234V235H199ZM202 234V235H201ZM212 234L214 237H211ZM251 234V235H250ZM43 235V236H41ZM51 235V236H50ZM105 235V236H104ZM120 235V236H119ZM125 235V236H124ZM131 235V236H130ZM133 235V236H132ZM91 236V237H90ZM101 236V238H100ZM116 236L118 238H116ZM202 236V237H201ZM207 236V237H206ZM254 236V237H253ZM26 237V238H25ZM31 237V238H30ZM35 237V238H34ZM48 237V238H47ZM99 237V238H98ZM107 237V238H106ZM114 237V238H113ZM126 237V238H125ZM129 237V238H128ZM132 237V238H131ZM198 237V238H197ZM210 237V238H209ZM51 238V239H50ZM133 240H131V239ZM147 238V239H148ZM244 238V237H243ZM253 238V239H252ZM34 239V240H33ZM47 239V240H46ZM49 239V240H48ZM54 239V241H53ZM103 239V240H102ZM117 239V240H115ZM119 239V240H118ZM123 239V240H122ZM210 239V241H209ZM217 239V240H216ZM251 239V240H249ZM32 240V242H31ZM37 240V241H36ZM208 242H207V241ZM214 240L215 243L212 241ZM29 241V242H28ZM34 241V242H33ZM46 241V242H45ZM100 243H99V242ZM103 241L105 242L103 244ZM118 241V242H117ZM154 241V242H153ZM162 241V242H161ZM198 241V242H197ZM201 241V242H200ZM204 241L206 243H204ZM43 245H40L42 244ZM54 242V243H52ZM114 242V243H113ZM124 242V243H123ZM128 242V243H126ZM165 242V243H164ZM189 242V243H188ZM191 242V244H190ZM196 242L198 244H196ZM257 242V243H256ZM34 243V244H33ZM161 243V244H158ZM185 243V242H184ZM195 243V244H194ZM208 243V245H207ZM211 243V244H209ZM214 243V244H213ZM255 243V244H254ZM30 244V245H29ZM103 244V245H102ZM128 246H127V245ZM131 244H133L131 246ZM163 244V245H162ZM188 244V245H187ZM32 245V246H31ZM40 245V246H38ZM107 245V246H106ZM122 245V246H121ZM158 245V246H157ZM187 245V246H186ZM196 245V246H195ZM202 245V246H201ZM206 245V246H205ZM30 246V247H28ZM39 248H38V247ZM44 249H43V247ZM46 246V247H45ZM101 246V247H100ZM121 248H120V247ZM131 246V247H130ZM137 246V248L135 247ZM185 246V247H184ZM190 246V247H189ZM201 246V247H200ZM211 246V248H210ZM216 246V247H215ZM52 247V250L51 248ZM67 247V248H66ZM105 247V248H104ZM156 247V248H155ZM178 247V248H177ZM206 247V248H205ZM217 249H215V248ZM229 247V248H228ZM30 248V249H29ZM32 248V249H31ZM50 250H48V249ZM64 248V249H63ZM66 248V249H65ZM104 248V249H103ZM135 248V249H134ZM160 248V249H159ZM185 248V249H184ZM194 248V249H193ZM199 248L202 252H200ZM205 248V250H204ZM257 248V247H256ZM141 249V250H140ZM157 249V250H155ZM159 249V250H158ZM163 249V250H162ZM165 249V250H164ZM196 249V250H195ZM210 249H213V251L211 252ZM222 249V250H221ZM226 249V251H225ZM228 249V250H227ZM232 249V250H231ZM34 250V251H33ZM38 250V251H36ZM43 250V251H40ZM61 250V251H59ZM104 250V251H103ZM106 250V251H105ZM118 250V251H117ZM120 250V251H119ZM127 250V251H125ZM138 250V251H137ZM143 250V251H142ZM161 250V251H160ZM168 252H167V251ZM171 250V251H170ZM187 250V252H186ZM194 252L193 250H195V252L197 251L198 253V258H200V260L193 262V260L189 259V251ZM209 250V252H208ZM49 251V252H48ZM54 251V252H53ZM64 251V252H63ZM108 251H110L108 253ZM137 251V252H136ZM148 251V253H147ZM151 251V252H150ZM155 251V252H154ZM181 251V252H180ZM223 251V252H222ZM228 251V253H227ZM39 252V253H38ZM58 252V253H57ZM72 252V253H71ZM117 252V253H115ZM124 252V253H123ZM141 252V253H140ZM178 252V253H177ZM183 252V253H182ZM208 252V253H207ZM226 252V253H225ZM230 252V253H229ZM36 255H35V254ZM62 253V254H61ZM141 255H140V254ZM151 253V255H150ZM152 253H155L152 254ZM176 253V254H175ZM188 253V254H187ZM209 253L211 254L209 255ZM224 253V254H222ZM41 254V255H40ZM68 254V256H67ZM72 254L74 257H72ZM121 254V255H120ZM123 254V255H122ZM131 254V255H130ZM145 254V256H144ZM170 254V255H169ZM173 256H172V255ZM179 254V255H178ZM185 254V255H184ZM187 254V255H186ZM202 254H206L205 258ZM221 254V255H220ZM30 255V257H29ZM35 255V256H34ZM38 255V256H37ZM53 255V257H52ZM60 257H58V256ZM65 255V256H64ZM143 255V256H142ZM156 257H154V256ZM178 255V256H177ZM208 255V256H207ZM224 255V256H223ZM32 256V257H31ZM131 256V257H130ZM148 256V258H147ZM172 256V257H171ZM183 258H182V257ZM215 256V257H214ZM219 256V258H218ZM221 256V257H220ZM224 258H223V257ZM229 256V257H228ZM28 257V258H27ZM34 257V258H33ZM37 257V259L35 258ZM62 257V258H61ZM69 257V258H68ZM124 257V258H123ZM170 257V258H168ZM186 257V258H185ZM212 257V258H211ZM214 257V258H213ZM32 258V259H31ZM41 258V259H40ZM54 258V259H52ZM68 258V259H67ZM117 258V259H116ZM123 258V259H122ZM127 258V259H126ZM168 258V259H167ZM181 258V260H180ZM185 258V259H184ZM211 258V260L209 259ZM216 258V259H215ZM24 259V260H23ZM26 259V260H25ZM29 259V260H28ZM65 259V260H64ZM116 259V260H115ZM126 259V261H124ZM142 259V260H141ZM151 259V260H150ZM155 259V260H154ZM178 259V260H176ZM209 259V261H208ZM220 259V260H218ZM32 260V261H31ZM37 260V261H36ZM52 260V261H51ZM118 260V261H117ZM121 260V261H120ZM134 260V262L132 261ZM137 260V261H136ZM174 260V261H173ZM189 260H191L192 262H190ZM207 260V261H206ZM218 260L219 262L215 261ZM17 261V263H16ZM26 261V262H24ZM28 261V262H27ZM45 261V262H44ZM69 261H71L69 263ZM77 261V260H76ZM80 261V260H79ZM115 261V262H113ZM120 261V262H119ZM201 261V262H200ZM212 261V262H211ZM22 262V263H21ZM36 262V263H34ZM39 262V263H38ZM49 262V263H48ZM53 262V263H52ZM178 262V263H177ZM57 264V263H56Z\"/></svg>",
  "mask_w": 264,
  "mask_h": 264
},
{
  "label": "bare ground",
  "instance_id": "6f19581e",
  "mask_svg": "<svg viewBox=\"0 0 264 264\" xmlns=\"http://www.w3.org/2000/svg\"><path fill=\"white\" fill-rule=\"evenodd\" d=\"M50 1V0H47ZM54 1V5H56L55 8H57L60 10L59 14H60V18L65 19L66 23L67 22H73L75 24V28L76 29H88V25L89 21L86 20H81L82 18L84 19L87 15V13L85 14L86 16H83L82 18L78 17L79 14H83V12H90L93 11V8H89V6L86 7H82V5L79 4V6L76 7L71 5V8H69L71 11L70 12H66L67 8L66 5L63 3V1L61 0H53ZM74 1V0H73ZM76 1V0H75ZM81 1V0H80ZM71 2V1H70ZM69 2V3H70ZM192 6L200 8L203 12V18L205 19V21L208 22V24L211 25H215L217 24L220 25L222 28L226 29L227 34L231 35L234 39L235 42L239 44V46H241V50L242 52L239 54L241 56V58L244 57V55L246 56L247 54H245V52L248 50V47L251 48V44H254V41H257L256 39H260V37L262 36V32H264V28H262L264 26V0H207V1H198V0H190ZM68 3V4H69ZM89 3V2H88ZM48 4V3H47ZM52 5V4H51ZM53 5V6H54ZM84 5V4H83ZM68 6V5H67ZM70 6V5H69ZM93 7V6H91ZM51 9V8H50ZM194 9V8H193ZM49 10V8H48ZM47 10V5L45 0H43V3H37V0H0V27H2V30L0 28V130L3 133H9L12 137L11 139L14 141V144L16 143V146L18 147L20 153H24L25 158L21 157L22 155H13V152L10 150V148L8 146H2L0 145V190L3 192V194L5 195V198H9L13 203H15L16 205V209L18 208V213L19 215L22 214L23 212V208L24 204L26 205L27 202H25L27 199H29L28 201H31V205H35L33 210H37L35 211L38 212L41 215V218L46 219L45 221L48 223L47 225L49 226V228L51 229V231H53V236L56 239L55 242L58 243L57 245H64L67 246L70 250H72V252H76L77 250H79V255H77L76 259H73V264H114L111 261V256L107 257L106 255H104L107 252H102L99 247L96 245L97 243H95V241L92 238H88L86 236H83L80 231L77 228H73L70 226V223L67 222L66 219V208H64V197L62 193L68 194L70 193V191H72L73 189L71 188L72 183L66 181L64 179V176H62V170L63 167H65V165L69 164V163H65L68 162L63 160V156L61 153H57L58 151H54L51 146L53 145V143L55 144L56 142H58L61 138L58 136L60 135L58 133L57 135V127H54L50 121L48 120V116L47 114H51V110L47 111V108H49L50 106H53L52 102H48L49 99L47 96H49V90L55 88H58V84L57 82L58 79V75L59 73H62V70H69L70 67H72V64H76L78 61H80L81 57L83 58L82 54L80 57V54L78 53V51L76 50V46H73V40L70 42L68 37H62L63 33L61 32L63 29L62 27L58 26L56 24V22H54L52 16H54L52 14V12L50 13ZM197 10V9H196ZM200 10V11H201ZM52 11V10H50ZM97 11V10H96ZM95 11V12H96ZM56 12V11H55ZM58 13V11H57ZM68 13V14H67ZM194 14V13H193ZM201 14V13H200ZM57 15V14H56ZM92 15V14H91ZM90 16V14H89ZM88 16V17H89ZM95 17V16H94ZM93 17V18H94ZM193 17V16H192ZM59 19V17H56ZM201 18V17H200ZM62 19V20H63ZM203 19V20H204ZM89 20V19H88ZM194 20V19H193ZM201 20V21H203ZM91 21H95V20H91ZM64 22V20H63ZM96 22V21H95ZM94 22V23H95ZM205 22V23H207ZM97 23V22H96ZM92 24V23H91ZM99 24V23H98ZM69 25V24H68ZM73 26V25H72ZM95 26V24L93 25ZM98 26V25H97ZM207 26V25H206ZM209 26V25H208ZM68 28V26H66ZM71 27V25H70ZM96 27V26H95ZM105 27V26H104ZM211 27V26H210ZM214 27V26H213ZM220 27V28H221ZM64 28V27H63ZM91 28V26H90ZM94 28V27H93ZM192 28V27H191ZM212 28V27H211ZM62 29V30H61ZM73 29V28H72ZM75 29V31H76ZM92 29V28H91ZM98 29V28H97ZM96 29V30H97ZM103 29V28H101ZM100 29V30H101ZM107 29V28H106ZM109 29V28H108ZM263 29V30H262ZM190 30V29H189ZM193 30V29H192ZM223 30V29H222ZM67 31V30H66ZM73 31V30H72ZM89 31V30H88ZM94 31V30H92ZM105 31V29H104ZM104 31H102L103 36L106 40L112 41L108 43H105V46L103 47H99L98 44H96L95 42H92L91 39H87L88 41L84 43L83 48L85 49L86 53L92 57L93 59V63L95 65L97 69V76L101 75L103 76V83H104V78H105V82H107V86L111 89H113V91L115 92V94L118 96V99L122 102L119 103V105L121 106V104L124 106V112L125 114L128 115L129 117V121L133 122L134 124H132L133 126H135L134 130L135 132H137V129H141V130H145L144 126H146V122H147V116L145 114V110L149 107V105L147 103L144 104V102L146 101H142V96L140 97V95L138 94L137 91V87L136 84H134V80H133V76L129 73H134L131 70L134 69L135 71V67L136 65L131 64L132 62L130 60H127L126 57H124V53L123 50H121L122 47H119V45H113V38L110 37L113 33H104ZM214 31V30H213ZM64 32V31H63ZM68 32V31H67ZM79 32V31H78ZM97 32V31H96ZM208 32V30H207ZM72 33V32H71ZM70 33V34H71ZM77 33V32H76ZM87 33V32H86ZM65 34V32H64ZM69 34V33H68ZM68 34H66V36H68ZM73 34V33H72ZM99 34V33H97ZM189 34V33H188ZM193 35V32L190 33ZM211 34V33H210ZM95 35V34H93ZM92 35V36H93ZM100 35V34H99ZM186 35V34H185ZM202 35V34H201ZM209 35V34H208ZM71 36V35H70ZM100 36V37H101ZM115 36V35H112ZM198 36V35H197ZM203 36V35H202ZM212 36V35H211ZM228 36V35H227ZM179 37V36H178ZM184 37V36H183ZM213 37V36H212ZM222 37V36H221ZM73 38V36L71 37ZM90 38V37H89ZM223 38V37H222ZM231 38V39H233ZM74 39V38H73ZM84 39V40H86ZM187 39V38H186ZM195 39V38H194ZM199 39V38H198ZM206 39V40H205ZM217 39V38H216ZM83 40V39H82ZM116 40V39H115ZM119 40V39H118ZM121 40V39H120ZM201 40V39H200ZM205 43L209 48H212L214 45V41L215 39H211L210 37L204 38ZM188 41V40H187ZM186 41V42H187ZM194 41V40H193ZM199 41V40H198ZM220 41V40H219ZM234 41V40H233ZM82 42V41H81ZM97 42V41H96ZM103 42V40H102ZM121 42V41H120ZM136 42V41H135ZM185 42V43H186ZM224 42V41H223ZM232 42V43H235ZM124 43H128V42H124ZM178 40L176 42H174L173 44V51L175 53V57L176 58H180L183 62L184 60L183 55H181L180 49L181 46L177 45ZM189 43V42H187ZM186 43V44H187ZM192 43V42H191ZM83 44V43H82ZM102 44V43H101ZM117 44V43H114ZM119 44V43H118ZM122 44V42H121ZM179 44V43H178ZM185 44V45H186ZM194 44V43H193ZM199 44V43H198ZM218 44V43H217ZM252 44V45H253ZM256 44V42H255ZM127 45V44H126ZM180 45V44H179ZM201 45V43H200ZM203 45V44H202ZM220 45V44H219ZM236 45V44H235ZM132 46V45H131ZM196 46V45H195ZM238 46V45H237ZM125 47V45H124ZM133 47V46H132ZM217 47V46H216ZM80 48V47H79ZM82 48V46H81ZM191 48V47H190ZM189 48V49H190ZM203 48V47H201ZM208 48V49H209ZM214 48V47H213ZM212 48V49H213ZM254 48V46H253ZM83 49V50H84ZM188 49V48H187ZM186 49V50H187ZM206 49V48H204ZM252 49V48H251ZM183 50V49H182ZM194 50V49H193ZM198 50V49H197ZM234 50H237L234 49ZM127 51V50H126ZM201 51V50H200ZM250 51V50H249ZM238 52V51H237ZM202 53V52H201ZM204 53V52H203ZM232 53V52H231ZM255 53V52H254ZM258 53V52H257ZM85 54V52H84ZM132 54V53H131ZM213 54V53H212ZM233 54V53H232ZM231 54V55H232ZM234 54H237L236 52ZM233 54V55H234ZM256 54V53H255ZM260 54V53H259ZM86 55V54H85ZM130 55V54H129ZM197 55V54H196ZM202 55V54H201ZM210 55V54H209ZM208 55V57H209ZM216 55V54H215ZM219 55V54H218ZM217 55V56H218ZM230 55V56H231ZM232 55V56H233ZM87 56V55H86ZM199 56V55H198ZM238 56V55H236ZM256 56V55H254ZM258 56V55H257ZM256 56V58H257ZM129 58H133L130 56H127ZM137 57V56H136ZM184 57H186L184 55ZM188 57V56H187ZM203 57V56H202ZM207 57V56H206ZM205 57V58H206ZM219 57V56H218ZM253 57V56H252ZM204 58V59H205ZM230 58V57H229ZM240 58V59H241ZM250 58V57H248ZM255 58V59H256ZM218 59V58H217ZM233 59V58H232ZM246 59V58H245ZM254 59V58H253ZM258 59V58H257ZM83 60H85L83 58ZM135 60V59H134ZM193 60V59H192ZM237 60L239 61V57H237ZM243 60V59H242ZM241 60V61H242ZM247 60V59H246ZM245 60V62H246ZM249 60V59H248ZM86 61V60H85ZM196 61V60H195ZM221 61V60H220ZM131 62V63H130ZM135 62V61H134ZM137 62V61H136ZM179 62V61H178ZM199 62V61H198ZM224 62V61H223ZM243 62V64L245 63ZM79 63V62H78ZM182 63V62H181ZM185 63V62H184ZM183 63V64H184ZM191 63V62H190ZM80 64V63H79ZM180 64V63H179ZM183 64H180V66H177L175 70L179 69L180 72L181 71H186L187 73L189 71H187L188 69L186 68L187 66H184ZM188 64V63H187ZM208 64V63H207ZM217 64V63H216ZM230 64V63H229ZM242 64V65H243ZM249 64V63H248ZM77 65V64H76ZM84 65V64H83ZM138 65V64H137ZM213 65V64H212ZM218 65V64H217ZM163 66V65H162ZM190 66V65H189ZM193 66V65H191ZM209 66V64H208ZM240 66V65H238ZM245 66V65H244ZM94 67V68H95ZM122 67H127L130 72L127 73V76H125L123 73V69ZM212 67V66H210ZM237 67V66H236ZM189 68V67H188ZM201 68V67H200ZM209 68V67H208ZM214 68V67H213ZM220 67L218 66V69ZM240 68V67H239ZM244 68V67H243ZM71 69V68H70ZM126 69V68H124ZM160 68H158L159 70ZM198 69V68H196ZM236 69V68H235ZM138 70V69H137ZM165 67H162V69L160 70L162 75L165 74ZM191 70V69H190ZM242 70V69H241ZM99 71V73H98ZM178 71V70H177ZM176 71V72H177ZM200 71V69H199ZM202 71V69H201ZM210 71V70H208ZM127 72V71H126ZM179 72V73H180ZM182 72V73H183ZM192 72V71H191ZM189 72V73H191ZM206 72V71H204ZM211 72V71H210ZM215 72V71H213ZM158 73V71H157ZM180 73V74H182ZM185 73V72H184ZM185 73V74H187ZM188 73V75H190ZM193 73V72H192ZM200 73V72H199ZM216 73V72H215ZM220 73V72H219ZM138 74V72L136 73ZM167 74V73H166ZM165 74V75H166ZM205 74V73H204ZM212 74V73H211ZM65 75V74H64ZM160 75V78L161 76ZM200 75V74H199ZM208 75V74H207ZM213 75V74H212ZM100 76V77H101ZM169 76V73L168 75ZM183 77V75H180ZM187 76V75H186ZM194 77V75H191V77ZM197 75H195L196 77ZM62 77V76H60ZM136 77V75H135ZM139 77V76H138ZM208 77V76H207ZM220 77V76H219ZM65 77L63 76V79ZM159 78V77H158ZM167 79L166 76L163 75V80ZM187 78V77H186ZM199 78V77H198ZM203 78V77H201ZM209 78V77H208ZM135 79V78H134ZM137 79V78H136ZM170 79V78H169ZM172 79V78H171ZM180 79V78H179ZM178 79V80H179ZM189 78H187L188 80ZM72 80V79H71ZM75 80V79H74ZM127 80V84L124 83V81ZM138 80V79H137ZM140 80V79H139ZM184 80V79H183ZM200 79H198L199 81ZM217 80V78L215 79ZM70 81V80H69ZM168 81V79L166 80ZM197 81V80H196ZM194 78H192L190 81H188V83H186L185 85L183 84V82H179V81H171L173 82L172 84L174 85L175 89H173L175 91V96L178 98V100L180 101V104L184 105L187 109L193 110V109H197L198 107L203 106L202 102L203 99L206 98V96L203 98V93L201 94V90L198 86V81L196 82ZM62 82V81H61ZM60 82V83H61ZM67 82V81H66ZM72 81H70L71 83ZM137 82V81H136ZM135 82V83H136ZM139 82V81H138ZM137 82V83H138ZM164 82V81H163ZM162 82V83H163ZM170 82V81H169ZM168 82V83H169ZM170 82V84H171ZM201 82V81H200ZM206 82V81H205ZM59 83V84H60ZM69 83V84H70ZM182 83V84H181ZM185 83V81H184ZM204 83V82H203ZM63 84V83H62ZM67 84V83H66ZM69 84L68 87L70 86ZM73 85H76L75 83H72ZM79 84V83H78ZM82 84V83H80ZM79 84V85H80ZM84 84V83H83ZM166 84L167 83H163ZM211 84V83H210ZM66 85V86H67ZM77 85V86H79ZM105 85V84H104ZM103 85V86H104ZM141 85V84H140ZM146 85V84H145ZM137 86H139L137 84ZM161 86V85H160ZM159 86V87H160ZM203 86V84H202ZM201 86V87H202ZM67 87V88H68ZM76 87V86H75ZM82 87V86H81ZM107 87V88H108ZM162 87V86H161ZM160 87V88H161ZM211 87V85H210ZM60 88V87H59ZM70 88V87H69ZM79 88V87H77ZM108 88V89H109ZM168 88V87H167ZM173 88V87H172ZM54 89V90H55ZM62 89V88H61ZM73 89V87H72ZM76 89V88H75ZM84 89V88H83ZM140 89V88H139ZM163 89V88H162ZM204 89V88H203ZM206 89V88H205ZM208 89V88H207ZM59 90V89H58ZM64 90V89H63ZM74 90V89H73ZM142 90V89H141ZM144 90V88H143ZM146 90V89H145ZM158 90V89H157ZM166 90V89H165ZM168 90V89H167ZM172 90V89H171ZM57 91V90H56ZM72 91V90H71ZM75 91V90H74ZM78 91V90H77ZM84 91V90H83ZM109 91V90H108ZM53 92V91H52ZM66 92V91H65ZM64 92V94H65ZM70 92V91H69ZM100 92V91H99ZM113 92V93H114ZM159 92V91H158ZM157 92V93H158ZM161 92V91H160ZM163 92V90H162ZM166 92V91H165ZM86 93V92H85ZM61 94V93H60ZM63 94V92H62ZM84 94V92H83ZM88 97L89 96H93L96 95L97 93H90L87 92ZM141 94V93H140ZM159 94V93H158ZM51 96L53 94H50ZM69 95V94H68ZM99 97L100 94H98ZM97 95V96H98ZM156 95V94H155ZM50 96V97H51ZM57 96V95H56ZM63 96V95H62ZM65 96V95H64ZM74 96V95H73ZM116 96V97H117ZM168 96V95H167ZM86 97V96H85ZM115 97V98H116ZM164 97V96H163ZM162 97V98H163ZM166 97V95H165ZM54 98V97H53ZM56 98V97H55ZM105 97H102V99ZM114 98V99H115ZM156 98V97H155ZM161 97H159L160 99ZM168 98V97H167ZM203 98V99H202ZM64 99V97H63ZM72 99V98H71ZM97 99V98H96ZM153 99V98H152ZM157 99V98H156ZM155 99V100H156ZM175 99V98H174ZM56 100V99H54ZM73 100V99H72ZM88 100V99H87ZM99 100V99H98ZM206 100V99H205ZM58 101V99L56 100ZM61 100L59 99V102ZM69 97L66 94V98L63 100L64 103H60L62 104L63 107H66L69 105ZM84 101V100H83ZM95 101V100H94ZM153 101V100H152ZM171 101V100H169ZM175 101V100H174ZM88 102V101H87ZM85 102V103H87ZM93 102V99L92 101ZM100 102V101H99ZM106 102V101H105ZM151 102V101H150ZM177 102V101H176ZM207 102V101H206ZM58 103V102H57ZM95 102H93L94 104ZM107 103V102H106ZM109 103V102H108ZM149 103V102H148ZM152 103V102H151ZM163 103V102H162ZM55 104V103H54ZM80 104V103H78ZM89 104V103H88ZM98 104V103H97ZM101 104V103H100ZM104 104V103H103ZM150 104V103H149ZM161 104V101H160ZM172 104V103H171ZM176 104V103H175ZM179 104V105H180ZM205 105V103H203ZM209 104V103H208ZM56 105V104H55ZM76 105V104H75ZM87 105V104H86ZM90 105V104H89ZM92 105V103H91ZM102 105V104H101ZM112 105V104H111ZM158 105V104H156ZM177 105V104H176ZM60 106V105H59ZM71 106V105H70ZM78 106V105H77ZM113 106V105H112ZM117 106V105H116ZM122 106V109H123ZM160 106V105H159ZM167 106V105H165ZM181 106V105H180ZM181 106V110L182 107ZM79 107V106H78ZM83 107V106H82ZM99 104L94 107V109L90 112V116L92 117V119L94 118L96 121L100 122L99 124H103L102 120H107L111 123H113L115 121V118L117 116L116 112L114 111V109L112 107H109L108 109L105 108V111L100 110L99 108ZM102 107V106H101ZM108 107V106H106ZM157 107V106H155ZM154 107V108H155ZM162 107L164 108V106L162 105ZM178 107V106H177ZM205 107V106H204ZM202 107V108H204ZM210 107V106H209ZM213 107V106H212ZM215 107V106H214ZM54 108V107H52ZM58 108V106L56 107ZM61 108V107H60ZM58 108V109H60ZM85 108V107H84ZM88 108V107H87ZM92 108V107H89ZM120 108V107H119ZM176 108V107H175ZM179 108V107H178ZM185 108V109H186ZM66 109V108H65ZM74 109V108H73ZM72 106H71V110ZM80 109V108H79ZM82 109V108H81ZM80 109V110H81ZM158 109V108H157ZM162 109V108H161ZM165 109V108H164ZM168 109V108H166ZM165 109V110H166ZM177 109V108H176ZM186 109V110H187ZM212 111V108H209ZM215 109V108H214ZM62 110V109H61ZM78 110V111H80ZM83 110V109H82ZM87 110V109H86ZM89 110V109H88ZM87 110V111H88ZM104 110V109H103ZM119 110V109H117ZM153 110V109H152ZM163 110V109H162ZM175 110V109H174ZM179 110V109H178ZM184 110V109H183ZM203 110V109H202ZM208 110V111H210ZM222 110V109H221ZM230 110V109H228ZM227 110V111H228ZM65 111V110H64ZM68 111V110H67ZM66 111V112H67ZM70 111V109H69ZM75 111V110H74ZM72 111V112H74ZM77 111V109H76ZM77 111V112H78ZM86 111V112H87ZM120 111V110H119ZM150 111V110H149ZM172 111V109H171ZM196 111V110H195ZM199 111V110H198ZM217 111V110H216ZM58 112V111H56ZM148 112V111H147ZM153 112V111H152ZM162 112V111H161ZM160 112V113H161ZM165 112V111H164ZM205 112L206 108H205ZM223 112V111H222ZM230 112V111H229ZM71 113V112H70ZM85 113V112H84ZM150 114V112H148ZM147 113V114H148ZM158 113V112H156ZM156 113H154L156 115ZM203 113V111L201 112ZM226 113V112H225ZM224 113V114H225ZM63 114V113H62ZM65 114V113H64ZM69 114V113H68ZM153 114V113H152ZM163 114V113H161ZM197 114V113H196ZM204 114V113H203ZM216 114V112H215ZM67 115V114H66ZM70 115V114H69ZM81 115V114H80ZM101 115V119H99L98 116ZM118 115L120 116V114L118 113ZM164 115V114H163ZM208 113H207V118H208ZM73 116V115H71ZM83 116V115H82ZM81 116V117H82ZM89 116V115H88ZM122 116V115H121ZM120 116V118H121ZM147 116V117H146ZM153 116V115H151ZM160 116V115H159ZM206 116V115H204ZM209 116H213L212 114ZM219 116V114H218ZM70 117V116H69ZM84 117V116H83ZM89 117V118H91ZM98 117V118H97ZM124 117V116H123ZM122 117V118H123ZM126 117V116H125ZM154 117V116H153ZM158 117V116H156ZM215 117V116H214ZM221 117H223V115H221ZM53 118V117H52ZM59 118V119H58ZM58 120H64L65 115H59L58 114ZM80 118V117H78ZM86 119H88L87 117H85ZM150 118V117H149ZM155 118V117H154ZM159 118V117H158ZM210 118V117H209ZM67 119V118H66ZM70 119V118H69ZM68 119V120H69ZM152 119V118H151ZM162 119V118H161ZM204 118L202 117L201 120H203ZM206 119V118H205ZM121 120V119H120ZM164 120V119H163ZM219 120V117H218ZM226 120V118H225ZM72 121V120H71ZM74 121V119H73ZM88 121V120H87ZM91 121V119H90ZM106 121V122H107ZM117 121V119H116ZM122 121V120H121ZM126 121V120H125ZM155 122L157 121L156 119L154 120ZM211 123L213 124V126H216V122L215 120L211 119ZM63 122V121H62ZM68 123V121H66ZM82 122V121H81ZM94 122V121H92ZM97 122V123H98ZM120 122V121H119ZM124 122V121H123ZM181 122V121H180ZM179 122V123H180ZM207 122V121H206ZM210 122V121H209ZM208 122V124H209ZM223 122V121H222ZM86 123V120H85ZM95 123V122H94ZM122 123V122H121ZM160 123V122H159ZM226 122L222 123L225 124ZM54 124V123H53ZM71 124V122H70ZM75 124V123H74ZM90 124V123H89ZM114 124V123H113ZM120 123H118L117 125H119ZM126 124V123H125ZM149 124V122H148ZM147 124V125H148ZM158 124V123H157ZM178 124V123H177ZM181 124V123H180ZM183 124V123H182ZM61 125V124H60ZM59 125V126H60ZM63 125V124H62ZM91 126L93 124H90ZM98 125V124H97ZM127 125V124H126ZM152 125V124H151ZM179 125V124H178ZM210 125V124H209ZM219 125V124H218ZM57 126V125H56ZM69 126V125H68ZM66 126V127H68ZM75 126V125H74ZM84 126V124H83ZM88 126V125H87ZM107 126V125H106ZM110 126V125H109ZM108 126V127H109ZM115 126V124H114ZM124 126V125H123ZM128 126V125H127ZM127 126H125L124 128H126ZM211 126V125H210ZM210 126H208V129L210 128ZM223 126V125H221ZM63 127V126H62ZM85 127V126H84ZM94 127V125L92 126ZM91 127V128H92ZM102 126H100L101 128ZM111 130L112 129V125L110 126ZM118 127V126H115ZM114 127V128H115ZM151 127V126H150ZM154 127V126H153ZM193 127V126H191ZM207 127V126H206ZM212 127V126H211ZM219 127V126H218ZM59 128V127H58ZM71 128V126H70ZM73 128V127H72ZM88 128V127H86ZM90 128V127H89ZM96 128V127H95ZM61 129V128H60ZM69 129V128H68ZM129 129V128H128ZM127 129V130H128ZM179 129V128H178ZM185 130V128H183ZM193 129V128H191ZM216 129V128H215ZM85 130V128H84ZM92 130V129H91ZM102 130V128H101ZM106 132H110L109 130L107 131V129H105ZM104 130V131H105ZM117 130V128H116ZM119 130V129H118ZM125 130V129H124ZM182 130V129H181ZM188 130V129H187ZM203 130V129H202ZM201 130V131H202ZM205 130V129H204ZM67 131V129L64 130V132ZM74 131V130H73ZM94 131V130H92ZM100 131V129H99ZM103 131V130H102ZM115 131V130H114ZM121 131V130H120ZM133 131V130H132ZM149 131V130H148ZM151 131V130H150ZM149 131V132H150ZM191 131V130H190ZM189 131V132H190ZM197 131V129H196ZM195 131V132H196ZM210 131V129L208 130V132ZM215 131V130H214ZM63 132V133H64ZM98 132V131H97ZM131 132V130H130ZM129 132V133H130ZM139 132V131H138ZM145 132V131H143ZM159 132V131H158ZM179 132V131H178ZM176 132V133H178ZM194 132V131H193ZM203 133L205 131H202ZM63 133H61L63 135ZM86 133V132H85ZM90 133V132H89ZM100 133V132H99ZM121 133V132H120ZM141 133V132H140ZM155 133V132H154ZM157 133V132H156ZM155 133V134H156ZM174 133V132H173ZM182 133V132H181ZM187 133V131L185 132V134ZM1 134V133H0ZM8 134V135H9ZM91 134H94L93 132ZM101 134V133H100ZM103 134V133H102ZM114 134V133H112ZM116 134V133H115ZM115 134L114 137L113 135L111 136V141L108 143L109 145H107L109 147V150L111 152H113L112 154H114L115 152H117L116 154H120L121 150V146L124 144L122 142L119 143L118 139H115ZM136 134V133H135ZM184 134V133H182ZM208 134V133H207ZM65 135V133H64ZM67 135V134H66ZM85 135H89V134H85ZM98 135V134H97ZM96 135V136H97ZM171 135V134H170ZM175 135V134H174ZM173 135V136H174ZM180 135V134H179ZM178 135V136H179ZM187 135V134H186ZM191 135V134H190ZM199 135V134H198ZM202 135V133L200 134ZM209 135V134H208ZM211 135V134H210ZM233 135V134H231ZM4 136V135H2ZM7 136V135H6ZM94 136V135H93ZM100 136V135H99ZM106 136V135H105ZM132 136V135H131ZM157 136V135H156ZM184 135H181V137H183ZM65 137V136H64ZM82 137H85L84 134ZM92 137V136H91ZM120 137V136H119ZM135 137V136H133ZM140 137V136H138ZM178 137V138H181ZM207 135L202 136V141L204 142L202 144V147L207 143L208 140H206ZM10 138V136H9ZM66 138V137H65ZM88 138V137H87ZM90 138V137H89ZM104 138V137H103ZM107 138V137H106ZM130 138V136H129ZM145 138V137H143ZM142 138V139H143ZM172 138V136H170V139ZM175 138V137H174ZM209 138V137H207ZM4 139V137H3ZM1 139V140H3ZM8 139V138H7ZM84 139V138H83ZM86 139V138H85ZM105 139V138H104ZM122 139V138H121ZM126 139V138H123ZM138 139V138H136ZM135 139V140H136ZM150 139V138H149ZM154 139V138H153ZM169 139V140H170ZM192 139V138H191ZM212 138H210L211 140ZM64 140V138L62 139V141ZM94 141V139H92ZM96 140V139H95ZM133 140V139H132ZM157 140V139H156ZM182 140V139H181ZM180 140V141H181ZM184 140H186V137H184ZM196 140V139H195ZM201 140V139H200ZM209 140V141H210ZM237 140V139H235ZM234 140V141H235ZM12 141V142H13ZM87 141V140H86ZM97 141V140H96ZM141 141V140H140ZM152 141V140H151ZM213 141V139H212ZM9 142V141H8ZM88 142V141H87ZM90 142V140H89ZM88 142V143H89ZM95 142V141H94ZM135 142V141H134ZM138 142V141H137ZM148 142V140H147ZM150 142V141H149ZM168 142V141H167ZM173 142V141H172ZM179 142V141H178ZM197 142V141H196ZM225 142V141H224ZM240 142V141H239ZM3 143L4 140H3ZM60 143V142H59ZM131 143V142H130ZM129 143V144H130ZM139 143V142H138ZM151 143V142H150ZM144 143L142 142V145L146 148L149 149H153L155 146L152 145V143ZM184 143V142H183ZM7 144V142L5 143V145ZM13 144V146L15 147V145ZM58 144V143H57ZM64 144V143H63ZM63 144H59L61 146H63ZM133 144V142H132ZM141 144V143H140ZM154 144V143H153ZM170 144V143H169ZM178 144V143H177ZM185 144V143H184ZM194 144V143H193ZM199 144V143H198ZM226 144V143H225ZM233 144H236L234 142L230 143V146H232V148L228 147V150L230 151L231 149V154L233 155V157L231 158V160L229 162L232 161V163H244L246 161L251 162V166H250V170L251 173L253 174V176L255 177V180L257 179L259 183L255 184V186H261L264 188V155H262V153H258V151L256 153H252V154H248L247 156L244 154H240V150H238L239 145H235L233 146ZM242 144V143H241ZM240 144V145H241ZM10 145V144H9ZM106 145V143H105ZM104 145V146H105ZM126 145V144H125ZM134 145V144H133ZM179 145V144H178ZM209 145V144H208ZM207 145V147H208ZM136 146V145H135ZM139 146V145H138ZM188 146V145H187ZM245 146V145H244ZM12 147V145H11ZM55 147V145H54ZM59 147V146H58ZM107 147V148H108ZM124 147V146H123ZM129 147V146H128ZM169 147V146H168ZM184 147H186L184 145ZM194 147V146H192ZM61 148V147H60ZM65 148V147H64ZM106 148V149H107ZM138 148V147H137ZM182 148V147H181ZM205 148V147H204ZM211 148V147H210ZM251 148V147H250ZM17 149V150H18ZM57 149V147H56ZM105 149V148H104ZM129 149V148H128ZM142 149V148H141ZM155 149V148H154ZM189 149V148H188ZM187 149V150H188ZM194 149V148H193ZM212 149V148H211ZM242 149V148H241ZM245 149V147H244ZM259 149V148H258ZM13 150H15L13 148ZM62 150V149H61ZM65 150V149H64ZM67 150V149H66ZM65 150V152H66ZM126 150V149H125ZM131 150V149H130ZM190 150V149H189ZM254 150V149H253ZM261 150V149H260ZM107 151V150H106ZM124 151V150H123ZM145 151V150H144ZM147 151V150H146ZM152 151V150H151ZM159 151V150H158ZM157 151V152H158ZM182 151V150H180ZM242 151V150H241ZM59 152H61L59 150ZM105 152V151H104ZM125 152V151H124ZM132 152V151H130ZM135 152V151H134ZM137 152V151H136ZM155 152V151H154ZM252 151H250L251 153ZM260 152V151H259ZM17 153V152H16ZM15 153V154H16ZM106 153V152H105ZM148 153V152H147ZM186 152H184L185 154ZM195 155L197 156V159L195 158V160H192V169L195 170L194 175L196 178V181H198L202 186H206L209 187V185L211 184V186H213V184H215L216 186V190L214 189V193H213V198H214V203L213 205L215 206V211L217 214H219V216H222L219 219V225L220 229H218V231L214 232L217 234L218 240L216 241V244H218V246L221 248L224 246V244H226L227 246L233 247V252L230 253V257L229 258H225L224 260H220V264H264V195L263 196H258V197H249L250 192L244 189V185L243 183L238 179V177H236L237 175L233 174L232 178L230 175L226 176L223 174V169L221 168L222 166L216 163H214V160H212L213 158L211 155V150L210 149H202V148H198L197 150H194ZM244 153V152H243ZM19 154V153H18ZM69 154V153H67ZM133 154V153H132ZM154 154V153H153ZM176 154V153H175ZM181 154V153H180ZM192 154V153H191ZM230 154V155H231ZM13 155V157H12ZM66 155V153H65ZM109 155V154H108ZM135 156V154H133ZM137 155V154H136ZM139 155V154H138ZM147 155V154H146ZM157 155V154H156ZM179 155V154H178ZM177 155V156H178ZM24 156V155H23ZM67 156V155H66ZM119 156V155H118ZM124 156V155H123ZM127 156V155H126ZM180 156V155H179ZM192 156V155H191ZM107 157V156H106ZM109 157V156H108ZM112 157V156H111ZM133 157V156H132ZM182 157V156H181ZM188 157V156H187ZM25 160H24V159ZM28 158V161L26 160ZM68 158V157H67ZM105 158V157H104ZM118 158V157H117ZM115 158V159H117ZM145 158V156H144ZM147 158V157H146ZM169 158V157H168ZM190 158V157H189ZM70 159V158H69ZM113 159V158H112ZM133 159V158H132ZM155 159V158H154ZM166 159V158H165ZM173 159V157H172ZM183 159V158H182ZM181 159V160H182ZM185 159V158H184ZM217 159V158H215ZM126 160V159H125ZM145 159H143L144 161ZM149 160V158H148ZM168 160V159H167ZM166 160V161H167ZM171 160V159H170ZM168 160V161H170ZM180 160V159H179ZM115 161V160H114ZM113 161V163H114ZM120 161V160H119ZM127 161H131V160H127ZM154 161V160H153ZM159 161V160H158ZM163 161V160H162ZM173 161V160H172ZM191 161V160H190ZM70 162V161H69ZM97 162V160H96ZM95 162V163H96ZM116 162V161H115ZM122 162V161H121ZM117 163V162H116ZM115 163V164H116ZM123 163V162H122ZM159 163V162H158ZM157 159L156 162H150V163H146L144 162V165L148 166V169L150 171H152V175L153 176H157L160 172L159 169L156 170L155 167L157 164ZM165 163V161H164ZM172 163V162H171ZM175 163V161H174ZM180 163V161H179ZM187 163V162H186ZM226 163V162H225ZM98 164V162H97ZM109 164V163H108ZM112 164V163H111ZM134 164V163H133ZM170 164V163H169ZM189 164V163H188ZM228 164V163H227ZM70 165V164H69ZM91 165V164H90ZM89 165V166H90ZM141 165V164H140ZM143 165V167H144ZM159 165V164H158ZM180 165V164H179ZM190 165V166H191ZM226 167V164H224ZM68 166V165H67ZM72 166V165H71ZM119 166V165H118ZM139 166V165H138ZM142 166V165H141ZM168 166H171L168 165ZM174 166V165H173ZM186 166V165H185ZM189 166V165H188ZM246 166V165H245ZM248 166V165H247ZM94 167V165H93ZM96 167V165H95ZM94 167V168H95ZM98 167V166H97ZM104 167V166H103ZM103 167H101L100 169H103ZM109 168H111V165L109 166ZM121 167V166H120ZM160 167V165H159ZM183 167V166H182ZM228 167V166H227ZM72 168V167H71ZM88 168V167H87ZM86 168V169H87ZM147 170V167H145ZM181 168V167H180ZM231 168V167H230ZM229 168V169H230ZM233 168V167H232ZM65 169V168H64ZM67 169V168H66ZM84 169V168H83ZM91 169V168H90ZM89 169V170H90ZM99 169V168H98ZM99 169V170H100ZM134 169V168H133ZM138 169V168H137ZM143 169V168H142ZM161 169V168H160ZM167 170V168H165ZM164 169V170H165ZM172 169V167H171ZM183 169V168H182ZM187 169V168H186ZM228 169V168H227ZM228 169V170H229ZM234 169V168H233ZM70 170V169H69ZM148 170V171H149ZM170 170V169H169ZM181 170V169H180ZM94 171V170H93ZM105 171V170H104ZM108 171V170H107ZM124 171V170H123ZM129 171V170H128ZM131 171V169H130ZM129 171V172H130ZM141 171V170H140ZM139 171V173H140ZM175 171V170H174ZM185 171V170H184ZM66 172V171H65ZM68 172V171H67ZM138 172V171H137ZM167 172V171H166ZM170 172V171H169ZM186 172V171H185ZM237 172V171H236ZM70 173V172H69ZM84 173V172H83ZM87 173V172H86ZM90 173V172H89ZM107 173V172H106ZM136 173V172H135ZM134 173V174H135ZM148 173V172H147ZM235 173V170H234ZM240 173V172H239ZM246 173V172H245ZM250 174V172H247ZM72 174V172H71ZM103 174V173H102ZM126 174V173H125ZM162 174V173H161ZM164 174V173H163ZM229 174H230V170H229ZM243 174V173H242ZM241 174V175H242ZM114 175V174H113ZM112 175V177H114ZM123 174H121L122 176ZM137 175V174H136ZM140 175V174H139ZM142 175V174H141ZM151 175V176H152ZM182 175V174H181ZM190 175V174H189ZM187 177H190V176ZM107 176V174H106ZM120 176V177H121ZM129 176V175H128ZM131 176V175H130ZM144 176V175H143ZM148 176V175H147ZM150 176V175H149ZM238 176H240L238 174ZM68 177V176H67ZM119 177V179H121ZM170 177V176H169ZM242 177V176H241ZM247 177V176H246ZM249 177V176H248ZM247 177V178H248ZM103 178V177H102ZM105 178V176H104ZM129 178V177H128ZM136 178V177H135ZM152 178V177H150ZM149 178V180H150ZM158 178V177H157ZM168 178V176H167ZM225 178L223 181L222 179ZM244 178V177H243ZM145 179V178H144ZM155 179V177H154ZM162 179V178H161ZM241 179V178H240ZM254 179V178H252ZM74 180V179H73ZM105 180V179H103ZM124 180V178H123ZM122 180V181H123ZM132 180V179H131ZM152 180V179H151ZM159 180V179H158ZM163 180V179H162ZM167 179H165L166 181ZM191 180V178H190ZM189 180V181H190ZM236 180L235 183L232 181ZM71 181V180H70ZM125 181V180H124ZM138 181V180H137ZM171 181V180H170ZM195 181V179L193 180V182ZM134 182V181H133ZM132 182V183H133ZM136 182V180H135ZM140 182V181H139ZM161 182V181H160ZM167 182V181H166ZM164 182V183H166ZM246 182V181H245ZM106 184V182H104ZM121 183V182H120ZM123 183V182H122ZM131 183V181H130ZM131 183V184H132ZM163 183V182H162ZM190 183V182H189ZM198 183V185H199ZM251 183V181H250ZM253 183V182H252ZM255 183V182H254ZM114 184V183H113ZM116 184V183H115ZM114 184V185H115ZM150 183L148 182H143L142 186H140L139 189L141 190H137V188L135 189L134 187H127L123 192H121V201L124 203L123 206H125V208L129 205V201L134 199L137 200L139 198H144V202L146 201H150L152 194L154 193L153 189H151ZM158 184V182H157ZM170 185V182L168 183ZM193 184V183H192ZM195 184V183H194ZM76 185V183L74 184ZM107 185V184H106ZM110 185V184H108ZM136 185V184H135ZM161 185V184H160ZM159 185V186H160ZM168 185V186H169ZM118 186V185H117ZM127 186V185H126ZM153 186V184H152ZM167 186V184H166ZM186 186V185H185ZM184 186V187H185ZM189 186V185H188ZM195 186H197L195 184ZM194 186V188H196ZM200 186H198L200 188ZM213 186V187H215ZM250 186V185H248ZM253 186V192L255 193L257 191V188ZM74 187V186H73ZM106 186V190H107ZM111 187H113L111 185ZM201 187V188H202ZM205 187V188H206ZM76 188V187H75ZM103 188V187H102ZM105 188V187H104ZM117 188V187H114ZM113 188V189H114ZM155 188V187H154ZM168 188V187H167ZM190 188V187H189ZM187 188V189H189ZM247 188V186L245 187ZM252 188V187H251ZM109 189H111L109 187ZM123 189V188H122ZM120 189V190H122ZM156 189V188H155ZM209 189V188H207ZM262 189V188H261ZM159 190V189H157ZM196 190V189H195ZM200 191V189H197ZM212 190V189H211ZM252 190V189H251ZM76 191V190H75ZM110 191V190H109ZM119 191V190H118ZM117 191V192H118ZM163 191V190H162ZM206 191V190H205ZM112 192V191H111ZM116 192V191H115ZM120 192V191H119ZM193 192V190H192ZM191 192V193H192ZM204 192V191H203ZM74 193V192H73ZM165 193V192H164ZM169 193V191H168ZM171 193V192H170ZM188 193V192H187ZM262 193V192H261ZM108 194V193H107ZM106 194V195H107ZM111 194V193H110ZM115 194V193H114ZM158 194V193H157ZM181 194V192H180ZM195 194V192H194ZM193 194V195H194ZM202 194V193H201ZM212 194V193H211ZM253 194V193H251ZM74 195V194H73ZM154 195V194H153ZM165 195V194H164ZM163 195V196H164ZM175 195V194H174ZM179 195V194H178ZM190 195V193H189ZM254 195V194H253ZM3 196V195H2ZM69 196V195H68ZM72 196V195H71ZM111 196V195H110ZM109 196V197H110ZM114 196V195H113ZM118 196V195H117ZM155 196V195H154ZM161 196V194H160ZM176 196V195H175ZM182 196V194H181ZM256 196V195H255ZM156 197V196H155ZM172 197V196H171ZM183 197V196H182ZM67 198V197H66ZM65 198V199H66ZM159 198V197H157ZM156 198V199H157ZM175 198V197H174ZM185 198V197H184ZM187 198V197H186ZM200 198V197H199ZM206 198V196L204 197V199ZM72 199V198H71ZM70 199V200H71ZM117 199V197H116ZM153 199V197H152ZM167 199H169V196H164V201H162V205L165 206L166 208L170 207L176 210L177 215L179 214H183V210L187 208H182V205H180L179 208H175V203L172 199H169L167 201ZM192 199V198H191ZM190 199V200H191ZM211 199V198H210ZM231 199V201L229 202V200ZM1 200V199H0ZM3 200V199H2ZM6 202L7 200L4 199ZM3 200V201H4ZM115 200V199H113ZM142 200V199H141ZM158 200V199H157ZM161 200V198H160ZM158 200V201H160ZM176 200V199H175ZM190 200L189 203H190ZM207 200V199H206ZM203 200V201H206ZM112 201V199H111ZM116 201V200H115ZM120 201V202H121ZM177 201V200H176ZM180 201V200H179ZM182 201V200H181ZM185 201V200H183ZM213 201V200H212ZM1 202V201H0ZM10 202V201H9ZM131 202V201H130ZM138 202V201H137ZM144 202H143V206H144ZM153 202V201H152ZM150 202V203H152ZM156 202V201H155ZM153 202V204L155 203ZM187 202V199H186ZM202 202V201H201ZM30 203V202H29ZM132 203V202H131ZM134 203V202H133ZM179 203V202H178ZM185 203V202H184ZM205 203V202H204ZM207 203V202H206ZM209 203V204H211ZM5 204V203H4ZM10 204V203H9ZM66 204V203H65ZM119 204V203H117ZM139 204V203H137ZM180 204V203H179ZM178 204V205H179ZM191 204V203H190ZM196 204V203H195ZM199 204V203H198ZM2 205V204H1ZM6 205V204H5ZM30 205V204H28ZM27 205V207H28ZM71 205V204H70ZM73 205V204H72ZM71 205V206H72ZM114 205V204H113ZM135 205H136V201H135ZM141 205V206H142ZM148 205V204H147ZM156 205V203H155ZM154 205V206H155ZM185 205V204H184ZM201 205V204H200ZM204 205V204H203ZM206 205V204H205ZM11 206V205H10ZM14 206V205H13ZM132 206V205H131ZM208 204L205 206L207 207ZM3 207V206H2ZM12 207V206H11ZM33 207V206H32ZM74 207V206H73ZM118 207V206H117ZM129 207V206H128ZM127 207V208H128ZM178 207V206H177ZM188 207V206H187ZM191 207V206H190ZM197 207V206H196ZM210 207V206H209ZM72 208V207H71ZM122 208V207H121ZM123 210L127 216V213H129L130 210L128 209ZM136 208V207H135ZM134 208V209H135ZM149 208V207H148ZM3 209V208H2ZM7 209V208H6ZM28 209H30L28 207ZM73 209V208H72ZM124 209V207L122 208ZM130 209V208H129ZM133 209V208H132ZM133 209V210H134ZM142 209V207H141ZM145 209V208H144ZM159 209V207L157 208ZM165 209V208H164ZM207 209V208H206ZM11 210V209H10ZM13 210V209H12ZM26 210V209H25ZM32 210V211H33ZM137 209H135L134 211L136 212ZM140 210V208L138 209ZM143 210V209H142ZM147 210V209H146ZM145 210V211H146ZM149 210V209H148ZM160 210H161V206H160ZM168 210V209H166ZM172 210V209H171ZM174 210V211H175ZM185 210V211H186ZM205 210V209H204ZM202 210V211H204ZM209 210V209H208ZM212 210V209H211ZM4 211V210H3ZM28 211V210H26ZM31 209L30 212L32 213ZM34 211L32 214H34ZM69 211V210H68ZM133 211V212H134ZM201 211V212H202ZM2 211H0V264H12L13 261L15 260H22V257H25L26 254L28 253V248L26 245H21L19 244V242H24V236L23 233L22 234H18L17 231L18 230H14V226L12 225L11 221L14 219V215H8L10 214L9 212H7L8 216H3ZM5 212V213H6ZM13 212V211H12ZM16 212V211H15ZM72 211H69V213ZM121 212V210H120ZM138 212V211H137ZM152 212V211H150ZM163 212V211H162ZM172 212V211H171ZM198 212V211H197ZM213 212V210H212ZM27 213V212H26ZM37 213V215L39 216V214ZM68 213V214H69ZM73 213V212H72ZM72 213H70L72 215ZM123 213V212H122ZM131 213V212H130ZM145 213V212H144ZM142 213V214H144ZM161 213V212H160ZM166 216L168 215L167 212L165 211ZM164 213V215H165ZM173 213V212H172ZM175 213V214H176ZM199 213V212H198ZM206 213V212H204ZM13 214V213H12ZM124 214V213H123ZM124 214V215H125ZM142 214L140 216H142ZM157 214V213H156ZM155 214V215H156ZM203 214V212H202ZM202 214H200L199 217L202 216ZM207 214V213H206ZM204 214V215H206ZM210 214V213H208ZM18 215V217H20ZM27 214H25L26 216ZM36 215V216H37ZM130 215V214H129ZM138 216V214H136ZM154 215V214H153ZM171 215V214H170ZM169 215V216H170ZM177 215H174L177 217ZM188 215V214H187ZM186 215V216H187ZM213 215V214H211ZM210 215V216H211ZM22 216V215H21ZM31 216V215H30ZM33 216V215H32ZM120 216V215H118ZM122 216V215H121ZM125 216V217H126ZM146 216V215H145ZM144 216V217H145ZM173 216V215H172ZM124 217V218H125ZM143 217V216H142ZM141 217V218H142ZM143 217V218H144ZM148 217V216H147ZM193 217V216H192ZM192 217H190L191 219H193ZM214 217V216H212ZM218 217V216H217ZM216 217V219H217ZM225 217V218H223ZM16 218V217H15ZM21 218V217H20ZM28 218V217H27ZM30 218V217H29ZM36 218V217H35ZM38 218V217H37ZM40 218V219H41ZM74 218V217H72ZM133 218V217H132ZM150 218V217H148ZM160 218V217H159ZM175 218V217H173ZM189 218V217H188ZM219 218V217H218ZM39 219V218H38ZM120 219V218H119ZM130 219V218H129ZM134 219V218H133ZM183 221V218H181ZM181 219H177L174 220L171 224L166 225L169 226V230L170 233L168 231V233L165 234H161L158 233L157 231H155L154 229L156 228V224L158 223H152L151 230H154L155 232H151L150 234H152V236L154 237L153 240H159V238H163L162 241H165V247H167L168 249H173L174 247L176 248V246H181L182 243L186 244L187 241L184 240H192L191 233H190V229L189 225H185ZM187 219V218H186ZM200 219V218H199ZM206 219V217H205ZM210 219V217L208 218ZM212 219V218H211ZM16 220V219H15ZM18 220V219H17ZM20 220V219H19ZM23 220V219H22ZM32 220V219H31ZM42 220V219H41ZM69 220V219H68ZM132 220V219H131ZM137 220V219H136ZM155 220V218H154ZM213 220H215L213 218ZM38 221V220H37ZM36 221V222H37ZM71 221V220H70ZM121 223L123 220H120ZM151 221V220H150ZM153 221V219H152ZM156 221V220H155ZM159 221V220H158ZM165 221V220H164ZM164 221H162L164 223ZM189 221V220H188ZM198 221V220H197ZM196 221V222H197ZM203 221V220H202ZM201 221V222H202ZM231 221V223L228 225L227 222ZM258 224H260L259 226H257V222ZM16 222V221H15ZM20 222V221H19ZM24 222V220H23ZM28 222V221H27ZM36 222L33 221V224ZM75 222V221H74ZM80 222V221H79ZM125 222V221H124ZM146 222V221H145ZM160 222V221H159ZM168 223V221H166ZM165 222V224H166ZM191 222V221H190ZM195 222V223H196ZM199 222V221H198ZM199 222V223H201ZM208 222V221H207ZM14 223V222H13ZM69 223V224H68ZM215 223H217L215 221ZM17 224V223H15ZM14 224V225H15ZM22 224V223H21ZM26 224L23 223V225ZM40 224V222H39ZM80 224V223H79ZM78 224V225H79ZM123 224V223H122ZM133 224V223H132ZM147 224V223H146ZM149 224V223H148ZM205 224V223H204ZM218 224V223H217ZM248 224H253V226L248 227V229L246 230L244 227H246ZM37 225V224H36ZM84 225V224H83ZM135 225V224H134ZM140 225V224H139ZM143 225V224H142ZM159 225V224H158ZM164 225V224H163ZM198 225V224H197ZM200 225V224H199ZM212 225V224H211ZM216 225V224H215ZM214 225V226H215ZM19 226V225H18ZM27 226V224H26ZM35 226V225H34ZM33 226V229H34ZM42 226V225H41ZM74 226V225H73ZM82 226V225H79ZM108 226V225H107ZM131 226V225H130ZM164 226V227H166ZM191 226V225H190ZM207 226V225H206ZM209 226V225H208ZM224 226H226L227 228L229 227V233L227 234V236L225 235V233H222L225 229H227L226 227L224 228ZM243 226V227H242ZM249 226V225H248ZM24 227V226H23ZM40 227V226H39ZM38 227V228H39ZM47 227V226H46ZM76 227V226H75ZM100 227V225H99ZM98 227V228H99ZM109 227V226H108ZM118 227V226H117ZM120 227V226H119ZM126 227V226H125ZM128 227V226H127ZM126 227V228H127ZM132 227V226H131ZM137 227V226H136ZM163 227V228H164ZM204 227V226H203ZM259 227V229H258ZM21 228V227H20ZM26 228V227H25ZM37 228V227H36ZM44 228V227H43ZM42 228V229H43ZM114 228V227H113ZM112 228V229H113ZM125 228V230H126ZM141 228V227H140ZM167 228V227H166ZM165 228V229H166ZM189 228V229H188ZM196 228V227H195ZM209 228V227H208ZM246 230L244 232V230ZM23 229V228H22ZM102 229V228H101ZM119 229V228H118ZM131 229V228H129ZM159 229V228H158ZM193 229V228H192ZM198 229V228H197ZM206 229V228H205ZM35 230V229H34ZM40 230V229H39ZM38 230V231H39ZM49 230V229H48ZM83 230V229H82ZM106 230V228H105ZM108 230V229H107ZM140 230V229H139ZM138 229H135L133 232H136V234H134L136 236L135 240L137 241L138 245L141 246L144 249H151L152 245H151V240L146 236H144V234L142 235V233L139 231ZM147 230V229H145ZM161 230V229H160ZM164 230V229H163ZM195 230V229H194ZM209 230V229H208ZM207 230V231H208ZM212 230V229H211ZM250 230H254L253 234H257L256 236H258L257 238H259V242L254 246L252 243H247L246 237L248 236V232H250ZM23 231V230H22ZM33 231V230H31ZM36 231V230H35ZM33 231V232H35ZM37 231V232H38ZM46 231V230H45ZM84 231H87L84 228ZM93 231V230H92ZM111 231V230H110ZM114 231V230H113ZM112 231V232H113ZM116 231V230H115ZM119 231V230H118ZM124 231V230H123ZM227 231V230H225ZM21 232V231H19ZM43 232V231H42ZM94 232V231H93ZM96 232V231H95ZM104 232V231H103ZM167 232V230H166ZM192 232V231H191ZM196 232V231H194ZM201 232V231H200ZM205 232V231H204ZM203 232V233H204ZM210 232V231H209ZM32 233V232H31ZM44 233V232H43ZM47 233V232H45ZM102 233V232H101ZM100 233V234H101ZM106 233V232H105ZM109 233V232H108ZM121 233V232H120ZM124 233V232H122ZM130 233H132L130 231ZM149 233V232H148ZM147 233V234H148ZM212 233V232H211ZM38 234V233H37ZM41 234V233H39ZM49 234V233H48ZM96 234V233H95ZM98 234V233H97ZM113 235V233H111ZM110 234V235H111ZM119 234V233H118ZM27 235V234H26ZM33 235V234H32ZM91 235V234H90ZM94 235V233H93ZM129 235V234H128ZM200 235V234H199ZM202 235V234H201ZM212 235V234H210ZM251 235V234H250ZM43 236V235H41ZM51 236V235H50ZM105 236V235H104ZM115 236V235H113ZM120 236V235H119ZM125 236V235H124ZM131 236V235H130ZM133 236V235H132ZM197 236V234L195 235V237ZM215 236V235H214ZM213 235L211 237H214ZM91 237V236H90ZM202 237V236H201ZM207 237V236H206ZM244 237V238H243ZM254 237V236H253ZM26 238V237H25ZM31 238V237H30ZM35 238V237H34ZM48 238V237H47ZM99 238V237H98ZM101 238V236H100ZM107 238V237H106ZM114 238V237H113ZM116 238H118L116 236ZM126 238V237H125ZM129 238V237H128ZM132 238V237H131ZM130 238V239H131ZM148 238V239H147ZM198 238V237H197ZM210 238V237H209ZM51 239V238H50ZM253 239V238H252ZM34 240V239H33ZM47 240V239H46ZM49 240V239H48ZM103 240V239H102ZM117 240V239H115ZM119 240V239H118ZM123 240V239H122ZM133 240V239H131ZM251 240V239H249ZM37 241V240H36ZM54 241V239H53ZM134 241V240H133ZM134 241V242H135ZM161 241V242H162ZM207 241V240H206ZM210 241V239H209ZM214 243L215 241L212 240ZM22 242V243H23ZM29 242V241H28ZM32 242V240H31ZM34 242V241H33ZM46 242V241H45ZM99 242V241H98ZM118 242V241H117ZM154 242V241H153ZM164 242V243H165ZM185 242V243H184ZM198 242V241H197ZM196 242V244H198ZM201 242V241H200ZM208 242V241H207ZM26 243V242H24ZM54 243V242H52ZM100 243V242H99ZM105 242L103 241V244ZM114 243V242H113ZM124 243V242H123ZM128 243V242H126ZM189 243V242H188ZM204 243H206L204 241ZM213 243V244H214ZM34 244V243H33ZM102 244V245H103ZM161 244V243H158ZM191 244V242H190ZM195 244V243H194ZM211 244V243H209ZM255 244V243H254ZM30 245V244H29ZM43 245V242L42 244ZM38 245V246H40ZM127 245V244H126ZM133 244H131L132 246ZM163 245V244H162ZM188 245V244H187ZM186 245V246H187ZM208 245V243H207ZM32 246V245H31ZM37 246V247H38ZM44 246V245H43ZM42 246V247H43ZM107 246V245H106ZM122 246V245H121ZM128 246V245H127ZM130 246V247H131ZM158 246V245H157ZM196 246V245H195ZM202 246V245H201ZM200 246V247H201ZM206 246V245H205ZM30 247V246H28ZM46 247V246H45ZM101 247V246H100ZM120 247V246H119ZM137 248V246H135ZM182 247V246H181ZM185 247V246H184ZM190 247V246H189ZM216 247V246H215ZM214 247V248H215ZM257 247V248H256ZM39 248V247H38ZM52 250V247H50ZM67 248V247H66ZM65 248V249H66ZM105 248V247H104ZM103 248V249H104ZM121 248V247H120ZM156 248V247H155ZM174 248V249H175ZM178 248V247H177ZM206 248V247H205ZM204 248V250H205ZM211 248V246H210ZM229 248V247H228ZM30 249V248H29ZM32 249V248H31ZM44 249V247H43ZM48 249V248H47ZM64 249V248H63ZM135 249V248H134ZM160 249V248H159ZM158 249V250H159ZM173 249V250H174ZM185 249V248H184ZM194 249V248H193ZM202 248H199V250ZM216 249V248H215ZM50 250V249H48ZM141 250V249H140ZM142 250V251H143ZM157 250V249H155ZM163 250V249H162ZM165 250V249H164ZM196 250V249H195ZM195 250H193L194 252L189 251V259L193 260V262L196 263V261L200 260L199 257L198 258V253L197 251L195 252ZM211 252L213 251V249H210ZM217 250V249H216ZM222 250V249H221ZM228 250V249H227ZM232 250V249H231ZM34 251V250H33ZM38 251V250H36ZM43 251V250H40ZM61 251V250H59ZM104 251V250H103ZM106 251V250H105ZM118 251V250H117ZM120 251V250H119ZM127 251V250H125ZM138 251V250H137ZM136 251V252H137ZM161 251V250H160ZM167 251V250H166ZM171 251V250H170ZM226 251V249H225ZM49 252V251H48ZM54 252V251H53ZM64 252V251H63ZM71 252V253H72ZM110 251H108L109 253ZM151 252V251H150ZM155 252V251H154ZM168 252V251H167ZM181 252V251H180ZM187 252V250H186ZM200 252H202L200 250ZM209 252V250H208ZM207 252V253H208ZM223 252V251H222ZM39 253V252H38ZM58 253V252H57ZM104 253V254H103ZM117 253V252H115ZM124 253V252H123ZM141 253V252H140ZM139 253V254H140ZM148 253V251H147ZM178 253V252H177ZM183 253V252H182ZM226 253V252H225ZM228 253V251H227ZM35 254V253H34ZM62 254V253H61ZM155 255V253H152ZM176 254V253H175ZM188 254V253H187ZM186 254V255H187ZM211 253H209L210 255ZM224 254V253H222ZM36 255V254H35ZM34 255V256H35ZM41 255V254H40ZM121 255V254H120ZM123 255V254H122ZM131 255V254H130ZM141 255V254H140ZM151 255V253H150ZM153 255V256H154ZM170 255V254H169ZM172 255V254H171ZM179 255V254H178ZM177 255V256H178ZM185 255V254H184ZM205 258V255L202 254ZM221 255V254H220ZM38 256V255H37ZM58 256V255H57ZM65 256V255H64ZM68 256V254H67ZM143 256V255H142ZM145 256V254H144ZM152 256V255H151ZM173 256V255H172ZM171 256V257H172ZM208 256V255H207ZM212 256V254H211ZM224 256V255H223ZM222 256V257H223ZM30 257V255H29ZM32 257V256H31ZM53 257V255H52ZM59 257V256H58ZM72 257L73 254H72ZM131 257V256H130ZM146 257V256H145ZM155 257V256H154ZM182 257V256H181ZM184 257V256H183ZM182 257V258H183ZM215 257V256H214ZM213 257V258H214ZM221 257V256H220ZM28 258V257H27ZM34 258V257H33ZM37 259V257H35ZM60 258V257H59ZM62 258V257H61ZM69 258V257H68ZM67 258V259H68ZM124 258V257H123ZM122 258V259H123ZM148 258V256H147ZM156 258V257H155ZM170 258V257H168ZM167 258V259H168ZM186 258V257H185ZM184 258V259H185ZM212 258V257H211ZM211 258H209L211 260ZM219 258V256H218ZM224 258V257H223ZM32 259V258H31ZM41 259V258H40ZM54 259V258H52ZM117 259V258H116ZM115 259V260H116ZM127 259V258H126ZM126 259L124 261H126ZM208 259V261H209ZM216 259V258H215ZM24 260V259H23ZM26 260V259H25ZM29 260V259H28ZM55 263L54 264H62L61 262H63V260H59V259H54ZM65 260V259H64ZM77 260V261H76ZM80 260V261H79ZM142 260V259H141ZM151 260V259H150ZM155 260V259H154ZM178 260V259H176ZM181 260V258H180ZM191 260H189L190 262H192ZM218 260H215L217 262H219ZM32 261V260H31ZM37 261V260H36ZM52 261V260H51ZM118 261V260H117ZM121 261V260H120ZM119 261V262H120ZM134 262V260H132ZM137 261V260H136ZM174 261V260H173ZM179 261V260H178ZM207 261V260H206ZM26 262V261H24ZM28 262V261H27ZM45 262V261H44ZM71 261H69L70 263ZM115 262V261H113ZM201 262V261H200ZM212 262V261H211ZM17 263V261H16ZM22 263V262H21ZM36 263V262H34ZM39 263V262H38ZM49 263V262H48ZM53 263V262H52ZM145 262H143L144 264ZM178 263V262H177ZM15 264V263H14ZM20 264V263H19ZM43 264V263H42ZM115 264H118L115 263ZM127 264V263H126ZM164 264V263H163ZM176 264V263H175Z\"/></svg>",
  "mask_w": 264,
  "mask_h": 264
}]
</instances>
